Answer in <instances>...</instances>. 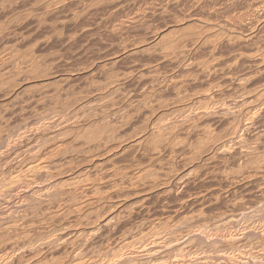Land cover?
Wrapping results in <instances>:
<instances>
[{
    "label": "bare ground",
    "instance_id": "bare-ground-1",
    "mask_svg": "<svg viewBox=\"0 0 264 264\" xmlns=\"http://www.w3.org/2000/svg\"><path fill=\"white\" fill-rule=\"evenodd\" d=\"M87 1H88V3H86L85 0H0V14H1V16L3 15L5 17V21L8 23V25H6L7 24L6 22H4V23L2 21L0 22V38H4V36H5V38H7L9 36L8 35L6 37L7 34H10L9 30L11 28H9V27L11 25L13 28L15 26L19 27L22 25L21 23H15V21L17 20V17H18V22H19V19L24 20L26 17H28V14H25L27 16L23 15V18L25 17L24 19L19 18V16L22 14H20L19 16L16 15L17 16L16 18L13 17L12 14H14V12L16 11L17 8L19 9L17 11H20V8H21V11L22 10L25 11L27 6L25 7V10L22 9V7H20V6H25V5H29V4L31 6L30 7L31 11H39L40 15L43 16V14H45L48 16V17H46V19L45 18L42 19L40 17H37L35 19V22L38 25L44 24L45 22H49V23L51 22L50 26L54 29L55 28L57 29L58 26H60V25L64 26V23H67L66 21H68V22L71 21V22H73V26H72V23H70V22L68 24H71L70 26H72V28H75V30H76V28H78L77 25H79V23L81 22L82 19L84 20V18H82V14L83 15L86 14L84 11L91 10L90 9L91 3H89V0H87ZM99 1L100 0H98V2ZM102 1L103 0H101V2ZM104 1H106V0H104ZM114 1H118V0H114ZM131 1H133V0H131ZM139 1H141V0H139ZM143 1H145V0H143ZM143 1H141V2H143ZM150 1L148 0V2H150ZM157 1H159V0H157ZM157 1L152 0V2H150V4L153 2H154V4H152L151 6H149V4H148V8H150L152 10V12H149L150 14H148L147 11L149 9L147 8L145 10L146 11L145 13H147L146 15L147 16L150 15L151 17H153V16L158 17V19H162V20L165 19L166 21H167V19H170V18H173L174 20L171 21L170 23H167V24H166V21L164 20V23H163L164 25L161 27L160 26L158 27V24L156 23L157 27H158L157 29H154L156 31L152 32V30H151V32L153 33L152 36L150 35V38H148V39L145 38L143 41H141L142 38H140L138 40H135V42L131 43V44L116 43L117 45L120 44L117 46V50L114 52L112 49H110L113 51V53L110 54V56L107 55V57L109 56L108 58H106L108 60L105 62L103 61L104 63L102 65H95L92 62L91 65L88 64L90 66H85L87 64H85L82 61L80 64L83 63L82 65L85 66V67L82 66L84 68V71L87 70V73H86L87 76L85 77V79H84L85 75H82V77L84 80L89 79L88 80L89 83H88V86L86 84H84L86 87H84V85H82V84H81V87L78 86L80 88H82V86H83V89L82 90L80 89L79 92L74 91L75 89L72 86V85H74V83H72V85L69 83V81L71 79H73L69 76L72 72L69 75H66V74H63V72L67 73L66 70H64L62 73L57 72L55 69H54V71H50V72H46V73H44V71H41V73H43L42 78H41L42 82H40V81L39 82L41 83V85H43V88H46L47 86L50 87L54 83L57 84L60 82H65L68 85V87L66 89L67 90L70 89L71 91L74 89L73 92L74 93L76 92V93L75 94L73 93L71 99H69V100L67 98V100L65 101L62 98L65 101L64 104L66 105V109H68V112L66 113L67 118H65V120L63 119V121L65 122L67 120L69 122H66L63 124V121L60 118H58V120L62 121V123L58 122V120L56 119L55 116L56 115L60 116V115H58L57 112L60 111L61 108H60V110L58 109V111H56L55 109L59 108V105H58V107L56 106L57 108H55V109L53 108L56 111V113L55 114L53 113L52 117L49 118L50 120H48L47 124L45 123V125H44L41 123V125H44V128L40 131L41 132L40 135L36 136V139L39 136L38 137L39 139H37V140H38V142L40 141V143L38 144L37 140L35 141L33 139L34 143L38 144V146L35 145L37 148L34 145H31L34 143H32L33 140L32 141L30 140V142H31L30 146H32L30 151L18 150L19 152L18 151L15 152V154L17 156L19 155L18 161L20 160V156H23L22 157L23 158V162H22L23 164L17 165L18 166L17 168L13 167L11 165V160H9L8 159L9 157H8L7 158L8 161H7V159L5 161L7 164L4 162L5 163L4 165H7V166L9 165L8 166L9 169L7 168V170L6 169L3 170L2 168H5L6 166L0 167L2 169V170H0V177H1L0 178V207H1L0 209L4 208V207L2 208V206L9 207L7 204H9L10 201H15V200L19 201L18 204H20V202L21 203L23 202L22 204H24V202H26L25 200H27V204L39 205L38 210L36 208L37 206L35 207L36 209L34 208L35 210L33 208H31L34 211L30 209V211H33L35 214L32 212V213H29V216H30V214H34L36 219H34V216H33V218L30 217L31 219H34V220H28L27 219L28 214H27L26 219L22 218L25 220H23L22 223L20 222L21 224L20 223L16 224V222L14 220L15 217L13 215V214H16V213H13L14 210L10 214L8 213V211H10L11 209L7 211L6 218L5 217L3 218L4 215L2 216V218L0 217V219H3V220H0V264H19L20 261L22 264L23 262L25 263V261L24 260L22 261V259H25L26 261L31 260L30 258L33 257V256L30 257L31 254L30 255L28 254L29 258H27L28 257L27 255H25L27 253L26 252L27 246H32L31 250H32V248H36L35 249L36 252L34 250L33 251H34L36 256L37 255L41 256V258L39 259V264H46L47 263L46 260L48 257L51 258L52 260L54 259V255H56L57 253L55 252V254H54V250H52V246L55 243L53 245L50 244L52 246H49L50 242H48V240H50L51 237L53 238V235L56 233L57 230H54V228L52 229V230H54V233H52L53 235H51L50 238L46 237L48 240L46 238H45L46 240L43 238H40L41 236L38 238L37 237L38 235L36 236L37 238L34 237L35 236L34 234H39V232L41 234V230L37 231V229L38 228L40 229V227L42 229V226L44 225L43 224L41 226L42 223L40 221L42 219L44 221V222L42 221L43 223H46V224L49 223V224H47V225H49L48 228L55 226L56 227L55 229H57V228L61 229V230L59 229V232L57 231L59 233V240L61 242L59 240H57L58 238L56 240L58 242H60V243L57 242V244L64 251V252H62V250H61L62 253H64L66 256H68L67 254H71V258L69 257L70 261L67 259L69 261V264H95V260H96L95 256L94 255L90 256L89 253L91 251H89V250L92 248L93 245L96 244V241H101L100 239H103L104 235L105 236L107 234L114 235L113 233H115V234L121 233L120 236H122V234H123V236L125 235V237L127 234V235H129V237H127V238L124 237L125 239L123 238L124 240L122 241V243L116 242V244L118 243L119 245L118 244L117 245L120 246L119 247L120 251L119 250H118L119 252L117 251L118 254L115 251V253L117 254V258L115 261L114 260L111 261L112 255H110L111 253H114L115 247L113 246L114 250H111V248H110V250L112 252L109 251L111 253L108 254L109 253L108 252L106 255H110L111 259H109V256H106V258L108 257L109 261L108 260H107V262L105 261L106 263H104V264H142L144 261L142 262V260H141V259H143L140 256L141 253L147 252L148 254L146 253L147 254V255L145 254L146 256H148V255L152 256L155 253H157L158 248H161L164 246V245L161 246V243L163 241H160V239L163 238V236L161 238L159 237L160 238L159 240H158V238L157 239L151 238L152 239L151 242L149 241L151 239H149L148 240L149 242H147V237H151V235H149V234H152V233L158 235L162 231H165L162 235H164L166 232H168L169 235H168L167 239L166 238L165 239L168 243H170V245L168 246L167 253L164 256H162L161 258L162 259L165 258L166 260H168L169 262L167 261V263H169V264H264V255L263 254L260 256L259 259L256 258L255 260H252L251 259L252 255L249 256L250 258L247 257L248 259H246V257H242L241 253H240L241 257H239L240 256L239 254L237 255L235 253L236 251H234L233 248L234 249L236 248L235 250H239L241 247L242 248L244 247L243 249H245V246H247V243L249 245V242L245 241L243 239L244 237L243 238H242V236L240 237L238 235V233H237V235H235L236 234L235 232H234L235 234L233 233V235H231V236L228 235V236H230V238L229 237L227 238L226 235H224L227 239H225L223 241H221L223 238L221 240L216 239L219 241V243L223 242L222 245L220 247L218 246V248L216 249V248H214V244L212 243V242H214L213 240H215V239H211V243H210L209 237H208V239H207V237H204L206 235H208V236L212 235L213 232L211 233V230H209L208 228H207V230H209L210 232H208L207 230H204L205 232H208L209 234L211 233L210 235L207 233L204 234L203 232L201 233V230L205 228L203 226L201 227V230H199V229L195 230V232L197 230H199L201 234L199 232L195 233L193 231V229H195L196 226L206 225L208 222L211 221V219L209 220V218H208V217H210L209 214H211V213L208 214V213H205V211L203 212V209H205L203 207L206 205H209L210 203L212 204L213 201L215 203L220 202L221 198L219 197V195H223V194H220L221 192L218 194V192L215 191V193L218 194V196L217 195L215 196L214 195L215 193L210 192L213 189L219 188V190H221V191L224 189V193L226 192V194H227L229 192V195L234 194V199H232L231 202H229L230 200L229 201L227 200L229 202V203L227 202L228 204L226 203V201L223 202L221 199V202H223V204L226 203L225 205H227V207L225 206V208H227V210L224 211V209H225L224 208L223 209L224 212L221 215H219V212L221 209L219 210V212H217L218 210H216L214 214L218 213L217 215H219V216L216 215L217 218L212 216V218L214 217L215 220L212 219V220H214V222L211 223V226H209V228L211 227L210 229H214L215 230L214 232H216V230H217V236H218L219 232L221 231V230L219 231V229L224 230V228H226V230H227V227H232V226L234 227V225H237L238 224L237 222L241 217L243 218V217L250 216L251 214H249V212L253 211L251 209H254V211H253L254 216H255V214H256V216H258V214H259V213H257L259 211V210L257 211V208H259L258 206H261L260 207L261 211L264 210V156H263V153H264V85L263 84L264 83L262 84L260 82V81L264 80V39H263L264 37L262 34L264 31V0H165V1L162 0V2L159 1L160 7L158 6V4H155V2L157 3ZM111 2H113V1H111ZM118 2H119V4H121L120 2H122V0L118 1ZM135 2H136V0H135ZM123 3H124V1H123ZM139 3H138V5L136 4L137 6L134 5L135 4L134 3L133 4L134 7H138ZM125 4H127V3H125ZM128 4H130V2ZM141 4L142 3H140V5ZM146 4L147 3H144V5H146ZM72 5H74V7H76V8H74V9H73V7H72V9L69 8ZM130 5L133 6L132 4H130ZM144 5L142 8L143 9L142 12H144V8H145ZM131 6H130V9H131ZM102 7L104 8V6H102ZM121 7L126 10V8H124L123 5H121ZM96 8H98V7H96ZM114 8H118V6L115 5ZM172 8L180 9L178 11H180L181 15L179 13H176L177 15H172V12L170 11ZM27 9H28V7H27ZM78 9L79 10L81 9L83 11V13L81 14ZM127 9H128V6H127ZM130 9H129V12H130ZM177 9L175 12H178ZM136 10L134 12L137 13L140 9L137 11ZM237 10H240V11H237ZM65 11H67V14L64 15L63 13ZM169 11L171 12V14L170 13L168 14ZM120 12H121V9H120ZM126 12H127V10L124 13H126ZM134 12H132V13H134ZM186 12H188V14ZM25 13H27V10ZM112 13H113L112 16H114V12H112ZM139 13H141V12H139ZM16 14H18V12ZM59 14H63L62 17L63 16L64 17L62 19L58 20V17H60V16H57V15H59ZM115 14H116V12H115ZM121 14H123V13H121ZM121 14H118V15H121ZM129 14L130 13H128V14L126 13V16H127L126 21L124 20L123 22H127V21L131 22L130 21L131 15H129ZM30 15L31 14L29 13V17H30ZM128 15L130 17H128ZM144 15L145 14H143V13H141V15L140 14L138 15V13L135 15V13H134V15L132 14V17L134 16L133 18L135 20L140 21ZM223 15H226V16L232 15V16H230L231 17L230 19L224 18L225 20L224 19L222 20V18L224 17ZM87 16H89V15H87ZM92 16L93 15H91L90 17H92ZM101 16H103V15H101ZM104 16H106L108 18L107 14ZM110 17H111V14H110ZM121 17H122V19L124 18V16H121ZM0 18L2 19L3 17H0ZM55 18H57V19H55ZM93 18H90V19H93ZM118 18H120V16ZM118 18H116L117 21L119 20ZM148 18H147V20H148ZM220 18L222 20V23L224 24L223 28L221 26H220L221 28H219L215 24V26H213L212 28L215 29L217 27L219 29H217L215 31L214 29L211 28V30H213V31H211L210 30L211 26L209 27V25H208L209 23H211L210 21L211 20L212 21L213 20L214 21L219 20ZM52 19H53V22H52ZM122 19L120 18V20H122ZM134 19H132V20H134ZM25 20H28V19H25ZM31 20L32 19H30V21ZM111 20H113V19L110 18V21ZM150 20H152V19H150ZM170 20H168V22ZM117 21H115V22L117 23ZM31 22H33V21H31ZM84 22H86V21H84ZM97 22H99V21H97ZM115 22H114V24L112 22H110V24L112 23L113 24L112 26H114L116 24ZM120 22L121 21H118V23L121 24L120 26H122L124 23L123 22L120 23ZM149 22L152 24L155 23L152 21H149ZM99 23H102V21ZM27 24H29V23H26L25 25H27ZM30 24H34V23H30ZM75 24H77V25H75ZM74 25L77 27H74ZM90 25H91V23H90ZM125 25H126V23H125ZM125 25H123V26H125ZM217 25H220V24H217ZM84 26H86V25L84 24L82 28H80V26H79V28L82 29V31H84L85 30ZM118 26L116 28H119ZM139 26L137 28H139ZM151 26L152 25L150 24V26H147V27L151 28ZM154 26H152V28ZM26 27H28V26H26ZM41 27H43V25ZM131 27H132V29H134L135 25L132 24ZM116 28L114 29V27H113L110 29H113L115 32ZM155 28H156V26H155ZM121 29H123V27ZM142 29L143 30L145 29V31L148 30V29L146 30V28H142ZM34 30L36 31V28H34ZM34 30H32V31H34ZM60 30H63V29H60ZM60 30H58V31L54 30V31L57 33ZM113 30H112V32H113ZM14 31H15V29H14ZM47 31H48V29H47ZM49 31L51 32V31H53V29L51 30V28H50ZM100 31H98V32H100ZM34 32H33V34H34ZM48 32H46L47 36H49V33H50V32L49 33ZM55 32H53V33L51 32L50 34L55 35ZM61 32H64V31H61ZM61 32H59V33L61 34ZM75 32L71 30V35L72 34H74V35L78 34V32L77 33H75ZM123 32L124 31H122V33ZM141 32H143V31L141 30ZM148 32H150V31H148ZM148 32H146V34ZM14 33H16V32H14ZM19 33H17L18 35L14 34V36L23 37L22 36L23 34L20 35ZM97 33L94 34V36H96ZM102 33L103 32H100L101 35H102ZM128 33H130V32H128ZM134 33L135 32H133V34ZM63 34H65V33H63ZM88 34H89V32L87 34L85 33L84 36L82 37V40ZM107 34H108V32H107ZM125 34L128 36L131 33L130 34L125 33ZM147 35H149V33ZM58 36H57V38H60ZM90 36L92 37V35H90ZM98 36H97V38H98ZM108 36L110 37V35H108ZM123 36H125V35H123ZM52 37H54V36L52 35ZM62 37L66 38L65 36H62ZM78 37H80V36H77V38ZM18 38L20 39V37H18ZM40 38H41V36H40ZM85 38H88V37H85ZM97 38H95V39H97ZM19 39H18V41H19ZM21 39L25 40L24 37ZM60 39H62V38H60ZM88 39H85V41L88 42V44H91V43H89V41H87ZM102 39H103V37H102ZM9 40L11 41L10 38H9ZM9 40H8V42H9ZM16 40L17 39H15V41ZM53 40L55 42V38H53ZM64 40L65 39H63V41ZM66 40H65V42H67L69 39L67 41ZM74 40H76V39H74ZM129 40L131 42L132 38ZM49 41H51V40H49ZM83 41H82V43H86L85 41L84 42ZM136 41H137V43H136ZM3 42H1V43H3ZM19 42L17 44H19ZM62 43H64V42H62ZM79 43H81V42H79ZM79 43H77V44H79ZM112 43H114V41ZM71 44H73V43H71ZM88 44L86 43V46ZM72 46H70V47H72ZM96 46L99 47L100 45H96ZM73 47H75V45ZM109 48H113V47L111 46ZM114 48H116V46H114ZM206 48H208V50L210 49V51L206 50ZM76 49L77 48L75 47L74 50H76ZM203 49H204V52H205V50H206V52L207 51L210 52V57L212 60L215 58H217L219 60L220 57L218 58V56H221V55H222V59H224L223 57L226 56L225 57L226 62H224L225 60L224 61L221 60V61H223V63L225 65L228 64V65H226L227 67L221 66L223 63L220 61L218 63L220 65L219 67L212 66L211 62L204 61V60H206L205 59L206 57L203 56V54L201 52L200 53L204 57L203 61H202V57H201V60H200V58L195 57V61H194L193 55L198 54V52L203 50ZM241 49H243L244 51H242ZM74 50H73V52H74ZM87 50H85V51H87ZM103 50H101V52ZM105 50H107V49L105 48ZM239 50L242 52H237ZM30 51H33V49ZM89 51H92V50H88V54L90 53ZM93 51L91 53H93ZM96 52L97 51H95V53ZM103 52L101 54H104L108 51H106L104 53ZM77 53H79L80 54L79 56L81 57L82 53H80V50ZM32 54H31V56L35 57ZM86 54H87V52H86ZM86 54H85V56L83 55L82 57L86 58ZM93 54H92V56H94ZM99 54H100V51H99ZM99 54L97 52V54H95V55L98 56ZM104 55H102V56H104ZM140 55L141 56L145 55L149 59V61L152 62V64L155 63L153 61L161 63L162 65L167 64L168 66L167 65L166 66H167L168 70H166V71H165V66H162L161 64H159L162 67H164L163 68L164 72H167V71L172 72L173 69L178 68L179 70L177 69L178 70L177 72H180V73H179V75H175V73L174 74H168L169 72L167 74H164L163 71H162V73H160V70L159 71L157 70V68H158L157 66H159V65H157L156 67L153 66V68L155 67L156 70H153L151 68L148 70L147 69L145 70V68H144L145 66L143 64H145L146 67L148 65L150 67V65H152V64L150 62L148 64H147V62L142 63V60L140 59L141 58ZM88 56H90V58H91L90 54ZM136 56L137 57L139 56L138 57L139 63H142V65L144 66L143 68H139L138 67L139 63L136 61L135 62L138 63V66L135 67L136 63L133 62L134 61L133 58ZM196 56H199V55H196ZM137 57L134 59L137 60ZM146 57H145V59H146ZM31 58L29 59L30 61H31ZM62 59H64V58H62ZM88 59H89V57H88ZM98 59H99V57H98ZM98 59H96V60H98ZM103 59H105V58H103ZM128 59L133 60V61L130 60L132 62V65L130 64V66L128 67L129 69L127 68V70H126L124 68L125 71H123L124 70L123 69L121 72H119V71L115 72L116 71L115 68H117V65H115V64H117L118 62H121V61L124 62L125 60H128ZM148 59H146V61H148ZM196 59H198L197 60L198 62L196 61ZM36 60L37 59L35 58V62H36ZM99 60H101V59H99ZM199 60L202 62H200ZM212 60H208V61H212ZM37 61H39V60H37ZM86 61H87V58H86ZM231 61H232V63H230ZM239 61H242L243 63H245V65L248 66V70H246V72L244 73L243 76L234 77L235 75L232 76L233 75L232 71L237 67V64ZM8 62L10 63L11 61H8ZM129 62H127V63L125 62V63L128 64ZM212 62L215 63L214 65H217L216 62H214V61H212ZM36 63L34 64V61H33V63L30 65L33 68L34 67L35 68L31 69V66H29L28 71L30 69H31V71L35 70V71H33V73L37 75V73H38L37 71H40L39 67L42 68L44 65H42V67H41L40 66L41 63L38 62L39 65ZM243 63H241V65ZM106 65H115L116 67H114V68L112 67L114 69V71H111V69L109 71H108V69H107V71H105L104 68H106L105 67ZM80 66L81 65H79V67ZM100 66L104 67V68H101ZM171 66L173 67L172 70H171V68H172ZM76 68H73V69H75L74 71H77ZM85 68H86V70H85ZM13 69H14V67H13ZM20 69L22 70V67ZM23 69H24V67H23ZM44 69H46V68H44ZM70 69H71V66H70ZM73 69H71V70H73ZM47 70H48V68H47ZM69 70H67V71L69 72ZM82 70H80V72H82ZM117 70H118V68H117ZM15 71H12V73L14 74ZM31 71H29V72H31ZM16 73H18V71H16ZM16 73H15V75L20 74V73H18V74H16ZM41 73L39 75H41ZM219 73H222V75H224L223 76L225 78L224 85L226 84V86H224L222 83H220L222 85L217 83L218 86H217V88L215 86L216 89H211L213 87H209V88L207 87L206 90H204V91H203V89L200 90L199 88H194V89H196V91H194V93H190V91H188V89L187 90L184 89L187 87H190V88L192 87L191 90L193 92V90H194L193 85H196L195 83H198V82L201 83L202 81H205L206 79H210L212 77L216 78V76H219V75L222 77V75ZM30 74H32V72ZM77 74L79 75V73H77ZM229 74H231V75H229ZM39 75L35 76V79L38 78ZM226 75H229V76H226ZM21 76L18 75L17 78H20ZM96 76L99 77L98 80H97ZM72 77H74V76H72ZM80 77H79V79L77 78V80H81ZM221 77H220V79H221ZM1 78H3V77L1 76ZM100 78L103 80H99ZM224 78L221 79L220 81L222 82V80H224ZM7 79H8L7 84H9V82H11L10 85L14 84V82L16 84V82H17L14 80L12 83V81H9L8 77H7ZM26 79L27 78H23L22 82L19 81L20 83L19 82L17 83L18 85L21 84L20 88L23 91L26 88L31 87V86L28 87L29 85L26 84V81H27ZM216 79H215V81H216ZM5 80H6V78L4 79L3 83L5 82L4 84L6 86L7 81H5ZM33 80H34V78H33ZM53 80H54V83L51 82ZM210 81L208 80V82H210ZM49 82H51L53 84L50 85ZM72 82H77V81L73 80ZM216 82H218V79ZM257 82L261 83L260 86L256 85L257 87L252 88L251 87L252 84L257 83ZM199 83L196 86H198ZM4 84L3 85L0 84V86L1 85L4 86ZM17 84H16V86H18ZM56 84H55V87L51 89L52 94H51V91L49 90L48 93L51 94L50 96L47 94V91H46V93H44V95L47 96L48 99H43V100L46 101V100H49L51 98V101H52V100H54V98L56 99L59 95L63 94V93L60 94V92H62V91L59 92V90H62V88L59 85H58L59 87H57ZM76 84L78 85L79 82ZM60 85H61V83H60ZM7 86L5 89L3 87V90L6 91V89L9 87V86L8 87ZM16 86H14V87H16ZM199 86H201V85H199ZM12 87H13V85H11L10 90L6 92V95L8 94L6 97L10 96V94H12L11 92L18 89V88H15V90H13L14 88L12 89ZM78 87L76 86L75 88H78ZM200 88H202V87H200ZM0 89H2V88H0ZM197 89H199V90H197ZM3 90H0V92ZM11 90H13V91H11ZM18 90H17L16 95H18V92L21 91V90L20 91H18ZM27 90H29V89H27ZM40 91L41 90H39V93H40ZM25 92H26V90H25ZM41 92L43 93V90ZM63 92H64V90H63ZM68 92L70 93V91H68ZM3 93L4 92H2V95H0V96H3ZM21 93L23 94L22 91H21ZM21 93H19L20 97L22 95ZM42 93H40V96H42L41 95ZM65 93H66V91H65ZM70 94H69V96H70ZM4 96H5V93H4ZM22 96H24V95H22ZM26 96L27 95H25L24 97H26ZM37 96H38V93H37ZM67 97H68V95H67ZM13 98L15 101V98H17V96H15V94H14ZM18 98H19V95H18ZM35 98H36V96H35ZM11 99H12V97H11ZM11 99H10V102H13V100H11ZM20 99H18V100L20 101ZM23 99H25V98H23ZM40 100H38V101L40 102ZM0 101H1V98H0ZM3 101H5V100H3ZM21 101H22V99H21ZM25 101H27V99ZM25 101H24V103H25ZM35 101H37V100H35ZM45 101H43V103ZM29 102L31 104L32 101H29ZM37 102L35 103L36 105H37ZM48 102H47V106H49L53 101L50 102V104ZM4 103H7V102L5 101ZM55 103H56V101L53 102L52 104L56 105ZM15 104H16V102L10 106L14 107ZM19 104H20V107L23 106V108L25 109L24 105L26 103L25 104L22 103L23 104L22 105L20 102ZM45 104H46V102H45ZM45 104H43V106H45ZM57 104H58V102H57ZM6 106H8L9 110L13 109V107L10 108V106L7 104H6ZM27 106L30 107L31 105H27ZM3 107H4V105H3ZM15 107H14V109H15ZM4 108H6V107H4ZM8 108H6V109L8 110ZM44 108H46V107H44ZM31 109L35 113L34 106L31 107ZM18 110H20V109H18ZM18 110H16V111L19 113ZM14 111H12V112H14ZM37 111L38 110H36V112ZM55 111H52V112H55ZM63 111H65V110L63 109ZM5 112H6V110H5ZM12 112H11V114H12ZM38 112H39L38 116L40 115L39 117H41V115H42V118H43V112L41 113L40 109ZM46 112H47V110L45 111L44 115L46 117H44V118H47L48 113L46 114ZM48 112L50 114L51 111H48ZM34 113H31L30 115L32 116ZM60 113H63V112L61 111ZM64 113L62 114V116L65 115ZM14 115H16V114H14ZM33 116L36 117L35 115H33ZM4 117H5V115H4ZM65 117H66V115H65ZM37 118L38 117H36V119ZM42 118L41 119L39 118L38 122H39V120H43ZM62 118H64V117H62ZM34 120H35V118H34ZM3 121H4V123L6 122L5 120H3ZM37 124H34L35 127ZM60 124H63V126L58 128L59 127L58 125H60ZM68 125H70V127H68ZM39 126H40V124H39ZM71 126L75 127L74 129L77 128V130L81 129L82 131H84V132H82L83 134L81 135L83 138L82 139L83 142L82 143L80 142L81 143L80 146H82V149H81V147H80V149H81L80 151H78L79 150L78 148H77V150L74 149V148H76L75 146L78 147V145H75L73 148V145L69 146L70 145V142H69L68 146L67 145L66 146L71 147L69 149H71L72 151L74 149V152H76V153L72 152L71 150L69 151V149L66 147L68 149L69 153L71 152L70 154H68L66 156L65 153H68V151H66L67 149H65L63 151L62 144H65V142L63 143V140H64L63 136L66 134V131H71V128H73ZM41 127H43V126H40L39 128L41 129ZM40 129H38V130H40ZM25 131H27V130H25ZM16 132H17V130H16ZM79 132L80 131L78 130V133ZM38 134H39V132H38ZM0 135H3V134H0ZM69 135H71V134H69ZM78 135L79 134H77V136ZM74 136H73L72 141H74V139L78 140L79 136L78 137L76 136L77 138H74ZM1 138H2V136H1ZM31 139H32V137H31ZM80 139H81V137H80ZM0 141H1V139H0ZM26 143H29V142L27 141ZM0 144H1V142H0ZM71 144H73V143H71ZM27 145H25V146H27ZM0 152H1V150H0ZM0 154L5 159V156L2 154V152ZM8 154H9V152L7 153V155ZM15 156L13 155V159ZM17 156L15 157L16 159H17ZM3 157H2V159H3ZM238 160H243L246 163V166H248V164H249L250 165L249 168L251 167L250 169H252V171L251 170L250 171L245 170L248 168L245 166L244 162H241V163H243L242 165H244L245 167H242V165H240V164L239 165L241 166V168H245L244 169L245 171H243L240 168V166H237V167H239L240 170L235 169L236 171H239L237 173L235 172V170L233 168H231L229 166V168L233 169L235 172V173H233V170H231L232 174H230L231 172L229 171L230 170L229 168H228L229 169L228 171H226V169L224 168V170L226 172L223 169H222L223 170L222 171L221 168L218 169L219 165L222 163H228V162L235 163ZM0 163L3 164L2 161H0ZM75 163H77L78 166L77 165L74 166L73 164H75ZM80 165H82L83 168L79 169V170H75V168L78 169L77 167H79ZM224 165L223 166L220 165V167L221 166L224 167ZM225 167H226V165H225ZM179 170H180V172H179ZM219 170H221V171H219ZM227 172H230V173H227ZM66 173L69 175V183H68V179L64 178L65 179L64 181L67 180L66 185L67 184L71 185V187L69 186L70 189L68 188L69 190H66V188L64 189L65 186L63 187V185L65 184V182L56 180L57 178H55V177L62 176L60 174H66ZM68 175H67V178H68ZM191 183H194V184H197V183H199V184H210V185H208V187L204 188L203 190H201V188H199V187H197V189L194 187L193 188L194 190L199 189V191L196 192L193 190L192 194H190V192L188 191L189 194H186V187H188ZM199 184H197V185H199ZM200 187H203V185ZM210 187H211V190H209ZM252 189L256 192V194H255V196H253V195L251 196V197H254L253 200L251 198V201L245 200L247 197H250V196L246 197V195H244L245 197L243 196V198H242V195H240L241 196L240 199L238 197H235L236 194H240V193L243 194V191H241L240 193H237L239 190L251 191ZM191 190H192V188H191ZM71 192L79 193V195L77 194L75 197L79 196V198H81L80 200H78L80 202V203H78V205L81 208V209H78L79 214H80V211L81 210L84 211V208H85L88 210V212H87V210L84 212L85 213L87 212L88 215L92 216L91 214H89V212L95 211V208L97 207L96 205L98 203L104 202V203L108 204L107 205L108 208L106 206L107 209L105 208L103 213L100 212L101 214L96 215L97 221H98L96 226L90 227L92 224L96 223L95 220H91V221H89L91 224H88L90 228H82V227L77 228L78 226H76V227L74 226V228H73V226L72 227H71V225L68 226L66 224V222L62 221V219H64V217H65V216L63 217L62 214H64V212L67 209H69L68 207L65 206L64 208H66V209H64V211H62L63 207L61 210L60 204L56 208H54V210L53 209L49 210L48 208H45L42 206L43 203L45 204L46 200L47 201L53 200L57 197L59 199V198H61L60 196H62L63 194H65V195L69 194L70 195ZM246 192H244V193H246ZM71 194L74 197V195H73L74 193H71ZM39 195H42L43 197H40ZM69 195H68V197L65 196V198L66 197H67L66 199L70 198L71 196H69ZM172 195H174L176 197L173 198L172 200H170V196H172ZM229 195H226L227 199H229L228 198ZM213 196H215V197H213ZM73 197H71V198H73ZM62 198H63V196H62ZM65 198H64V200H65ZM71 198H70V201L68 199L69 202H71V200H72ZM151 198H153V199H151ZM58 199H56V200H58ZM150 199L153 200L152 201L153 203H155L154 200H156L158 202L164 201V204L162 205V208L160 209L161 212L163 211L162 212L163 213L162 218H156L158 216L153 217L152 213L154 212L155 209L153 208L154 210H152L151 204L149 203ZM223 199H225V198L223 197ZM73 201L75 202V204L78 202L77 200H73ZM61 202H62V200H61ZM66 202H64V203L62 202V203L66 205ZM168 202L169 203L173 202L174 205L172 203H171V205H173L172 207L165 205V203H168ZM48 203H50V202L48 201ZM104 203L102 205H104ZM257 203H259V205H257ZM15 204H17V202ZM51 204L52 203H50V205ZM220 204H222V203H220ZM26 205H24V206H26ZM50 205L48 204L49 208H50ZM70 205L72 206V203ZM70 205L68 204L69 207H71ZM78 205H75V206L73 205V207H75V209L79 208ZM190 205L191 206L194 205L195 207L196 206L197 207L201 206V207H200V209H198V211H196V213H193V214H191L192 212L188 213V214H190V217H188V218H187V216H182L183 221H182V219H180L181 221L175 220V218L178 216L180 218H182L180 216L181 212L184 209H186L188 206L190 207ZM99 206H98V208L101 207V206L100 207ZM13 207H16V206H13ZM53 207H55V204L53 205ZM195 207H193V209ZM16 208H18V207H16ZM208 208L210 209V207H208ZM23 209L24 208L20 209V211H23ZM28 209L29 208H27V210ZM100 209L103 210L102 207ZM157 209H159V208H157ZM190 209H191V207L189 208L188 211H190ZM71 210H72V207H71ZM74 210L71 211L70 214H72V212L75 213ZM78 210H77V212H78ZM70 211L68 210V212H70ZM2 212L3 211H1V213ZM26 212H28V211H26ZM26 212H24V213H26ZM84 212H83V215H84ZM141 212H143V213L146 212V214H148L150 216V218H148L145 213L143 215H145L146 218L150 219V221H148L149 225L146 224V225H148L147 231H145L146 230L145 229V230H143V232H142V230L140 232H137V231H135L137 227H135V225L131 226L134 223L133 224L131 223V225H129L130 226L129 227V226H127L126 221L129 222L130 220H128V218L133 216V214H136L137 218L140 217V216H138V213L141 214ZM3 213H6V212H3ZM66 213H67V211H66ZM204 213L207 214V216ZM67 215H68V213H67ZM136 215H134V216H136ZM154 215H156V214L154 213ZM157 215H159V214L157 213ZM17 217L18 216H16L15 219H17V221H18ZM70 217H72V216H69V218ZM84 217H86V216L84 215ZM142 217H144V216H142ZM259 217L260 216H258L257 218H259ZM40 218H42V219H40ZM72 218L75 219L74 217H72ZM72 218H70V219H72ZM146 218L145 219L142 218V219L146 220V222H147L148 219H146ZM254 218H252V219L254 220ZM77 219H75V221L71 220L72 224L74 222L77 223V221H76ZM247 219H245V220L248 221ZM249 219H250V217H249ZM87 220L88 219L86 218V220H84V221L88 222ZM133 220L131 219L132 222H135ZM144 220H142V222H145ZM92 221H95V222L93 223ZM250 221L251 220H249V222ZM254 221H256V220H254ZM254 221H253V223H254ZM263 221H261V222H263ZM76 223H74V224H76ZM78 223H79V221H78ZM244 223H246V222H244ZM63 224L67 225L68 227H65V226L62 227ZM80 224H79V226H81ZM257 224H258V222H257ZM84 225L85 224H83V226ZM88 225H86V227ZM137 225L138 224H136V226ZM238 225H237V227L240 228L241 225L240 226H238ZM247 225L248 224H246L245 228L247 227ZM194 226H195V228H194ZM252 226H253V224H252ZM263 226L261 227L260 222H259V227L263 228ZM138 227H140V226H138ZM144 227H145V225H144ZM144 227H142V228H144ZM192 227H193V229H192ZM199 227L200 226H198V228ZM237 227H236V229H237ZM232 228L228 229V230H231V232L236 231V230H234L235 228L232 231ZM249 228H251V227L249 226ZM253 228L254 227H252V230H254ZM46 229H47V227H46ZM241 230H243L242 226H241ZM263 230H264V228H263ZM42 231H44V234H46L45 233L46 230L42 229ZM260 231H261V229H260ZM238 232H240V231H238ZM58 233L56 235H58ZM85 233L88 234L89 237L87 235L86 237H88V238H86V241L85 242L83 241L84 243H82V244H84V250H80L81 249V248H79L80 245L78 246L76 243V245L79 248V250H77L78 248L76 247V245H74V239H76L78 241V239L81 238L80 235L82 236ZM140 233H141V235H140ZM221 233H220V235H221ZM260 233H261V235L264 234V233L262 234V232H260ZM228 234H231V233H228ZM13 235L20 237L18 239H14V240H18L16 242L17 247H20L21 245L24 246L23 249H22L23 246L20 247V249H22L21 254L19 255V257H17L15 255L17 257L15 259L14 258L11 259V256L6 254V253H8L7 251H9L8 250L9 246H11V244H9L10 243L9 241H11L13 243V241H12ZM49 235H50V232H49ZM32 236H33V238H32ZM109 236L106 238H109ZM115 236H119V234L115 235ZM120 236H119V238H120ZM213 236H215V235H213ZM213 236H211V237H213ZM55 237H57V236H55ZM55 237H54V239H55ZM69 237H71V240H69ZM218 237H220V236H218ZM221 237H223V236L221 235ZM113 238H114V236H113ZM113 238H110V239H113ZM119 238H117V239L119 240ZM199 238H204V241L199 242L198 241ZM263 238H264V235H263ZM20 239H22V240L19 241ZM54 239L53 240L51 239V240L54 242ZM121 239H122V237H121ZM43 240L47 241L48 243L43 241ZM115 240H114V242H115ZM252 240H253V238H252ZM255 240H257V242H258V238ZM104 241L101 242V244H103ZM253 242H254V240H253ZM13 244H12V247H10V248L14 247ZM57 244L54 245L55 247L53 249H55V248L57 249V247H58ZM148 244H151V245H148ZM34 245H35V247H34ZM105 245L107 247V244H105ZM111 245H112V243H111ZM111 245L109 242L108 247H110ZM217 245H219V244H216V246ZM135 246L141 247L142 249H139V250H141L143 252H141L140 254L135 252L136 251V249L134 251ZM95 247H96V245H95ZM132 247H134V248H132ZM212 247L214 248V250ZM247 247H246L245 251H248L247 252L248 254L245 256L249 255V249H251L249 247H252V246H249L248 250H247ZM28 248H30V247H28ZM60 248L58 247V249H60ZM96 248H98V246ZM124 248H126V249L132 248V249H130L132 252H129V251H127L128 253H125L126 251L122 252L123 251L122 249H124ZM164 248H165V246H164ZM227 248L229 250H232V251L229 253L228 252H226V253L222 252L221 253L220 250H222V249L227 250ZM20 249H19V251H20ZM104 249H106V248H104ZM116 249H118L117 246H116ZM15 251L18 252L17 255L20 253L18 250H15ZM15 251L13 252L14 254H16ZM57 251H59V250H57ZM212 251H214L215 254ZM29 252H31V251H29ZM61 252L59 254H62ZM164 252H166V251H164ZM211 252L213 254L212 256H211ZM257 252L260 254V251H257ZM259 254L257 255V253H256L257 256H254V257H259ZM115 255H113V256H115ZM8 256H10V258H8ZM13 257H14V255H13ZM56 258H57V255H56ZM58 258L60 260V256ZM62 259L64 260L65 258H62ZM154 259L152 260V262L154 261ZM158 259H160V258L158 257ZM158 259H157V262H158ZM165 259H164V262H166ZM50 260H49V262L51 263L52 261H50ZM161 260H159V261L162 264L163 261L161 262ZM250 260H252V261H250ZM56 261H58V260H56ZM150 262H151V260H150ZM150 262H148V264ZM52 263H54V261ZM160 263L158 262V264H160ZM31 264H32V262H31ZM35 264H37V263H35Z\"/></svg>",
    "mask_w": 264,
    "mask_h": 264
},
{
    "label": "rangeland",
    "instance_id": "rangeland-1",
    "mask_svg": "<svg viewBox=\"0 0 264 264\" xmlns=\"http://www.w3.org/2000/svg\"><path fill=\"white\" fill-rule=\"evenodd\" d=\"M93 1H94V2H93ZM103 1H104V0H103ZM103 1L101 2V0H100V1L98 2V0H89V3H91V5H90V7H91L90 9H91V10H89V11H84V12L86 13V14L84 13L86 16L82 14L83 11H82L81 9H80V10H81L82 12L78 9L79 12L82 14V18H84V20L82 19L83 21L81 20V22L79 23V25L75 24V25L78 26V28H76V30H75V28H72V26H73V22L69 21L70 23H72V26H70L71 24H68L69 22L66 21L67 23H64V26H65V27H64L63 25H60V26H58L59 29L57 28L58 30L63 29V30H60V31H59V32L64 31V32H61V34H60L59 32H57V33L55 32V31H58V30H57L56 28L54 29V28H52V27L50 26V23H51V22H50V23H49V22H45L44 24L38 25V24L35 22V19H36L37 17H40V18H42V19H44V18L46 19V17H48V16L45 15V14H43V16L40 15L39 11H31V10H30V7H31L30 4H29V5H25V6H20V7H22V9H24V10H25V7L27 6V7H28V9H27V7H26L27 13H25L26 10H25V11H23V10L21 11V8H20V11H17V10H19V9L17 8L16 11L18 12V14H16V13H17L16 11L14 12L15 15L12 14L13 17H15V18H16L17 16H19L20 14H22V15H20L19 18H23V15L28 14V17H26V18L24 17L25 19H28V20H25V19L23 18L24 20L19 19V22H18V17H17V20L15 19V20H16L15 23H21L22 25L19 26V27L15 26L16 28H15V27L13 28L12 25H11V26L9 27V28H11V29L9 30V31H10V34H7L6 37H7L8 35H9V36H8L7 38H5V36H4V38H0V71H1V72H0V73H1V74H0V81H1L0 84L3 85V84L5 83V82L3 83L4 79L6 78L5 81L8 80L7 77L9 78V81H12V83H13L14 80L17 81L16 84H17L19 81L22 82L23 78H27V79H26V80H27V81H26V84L29 85L28 87H30V86H31V87H30V88H26V89H25L26 92H25V90L23 91V90L20 88L21 84H20V85L17 84V85L19 86V87H18V86H16V84H15V82H14L15 85H14V84H11V85H13L12 89L14 88L13 90H15V88H18L19 90H18V89H17V90H18V91L21 90V91L23 92V94L21 93V91L18 92V95H19V98H18V95H16V94H17V90H15V91L11 90V91H13V92H11L12 94H10V96L12 97V99H11L10 96H8L9 98L6 97V96L8 95V94L6 95V92L10 90V86H11L10 83H11V82H9V84H7L8 81L6 82V86H7V85L9 86V87L7 86L8 88L6 89V91L3 90V87H4V89L6 88L5 84H4V86L1 85L2 87L0 86V88H2V89H0V90H3V91L0 92V95H2V92L5 93V96H4V93H3V96H0V98H1V101H0V103H1V104H0V131H1V132H0V134H3V135H0V139H1V141H0V142H1V144H0V150H1L2 154L5 156V159H4V157L0 154V155L3 157V159H2V157L0 156V161L3 162V164L0 163V165H1L0 167H4V166H6L5 168H2L3 170H5V169L7 170L8 166H9V165H8V166H7V165H4V164L6 163L5 161H6V159H7L8 157H9L8 159L11 160V165H12L13 167H16V168H17V167H18L17 165H22V164H23V163H22V162H23V158H22L23 156H20V160H21V159H22V160H21V161H20V160L18 161V159H19V155L17 156V155L15 154V152H17L18 150H21V151H30V149H31V147H32V146H30V144H31L30 140L32 141V140L34 139V140L36 141L37 139H39V138H38L39 136L37 137V139H36V136H37V135H40V133H41L40 131L44 128L45 123L47 124L48 120H50L49 118L52 117L53 113L55 114L56 111H58V109L60 110V108H61V110L57 112L58 115H60V116H57V115H56V116L54 115V116L56 117L57 120H58V118H60V119H62V121H63V119L65 120V118H67V114H66V113L68 112V109H66V105L64 104L65 101L67 100V98H68V100L71 99L72 94L74 93V92H73L74 89H75L74 91H76V92L78 91V92H79L80 89H81V90L83 89V86H82V88H80V87H81V84H82V85L86 84V85L88 86V83H89V82H88L89 79L84 80L85 77L87 76V75H86V73H87L86 68H87V67L85 68L86 71H84V68L82 67V66H84V65H82L83 63L80 64L82 61H83L85 64H87V65H85V66H90L92 62H93L95 65H102L105 61L108 60V59H106V58H108V57L110 56V54L113 53V51L115 52V51L117 50V46H118V45H120V44H122V43L131 44V43H134L135 40H138V39H140V38H142L141 41H143L145 38L148 39V38H150V35L152 36V34H153L152 32H153V31H156V30H154V29H157L159 26L161 27V26L164 25L163 23H164V20H165V19L162 20V19H158V17H154V16L151 17L150 15L147 16V15H146L147 13H145V12H146L145 10L148 8V4H149V6H151L152 4H154V2L150 4V2H152V0H151V1L149 0L150 2H148V0H145V1L141 0V1H143V2H141V1L138 0V1H139L140 3H142L143 5H144V3H147V4H146L147 6L144 5V7H145V8H144V12H142V10H143V9H142V8H143V5H142V4L140 5V3H139L137 0H136L137 3L135 2V0H133V1H131V0H127V1H126V0H122V2H120L121 4H119V2H118V1H121V0H118V1H114V0H106V1H104V2H103ZM111 1H113V2H111ZM123 1H124V3H123ZM154 1H157V0H154ZM159 1L162 2V0H159ZM159 1H157V3L155 2V4H158V6L160 7V5H159L160 2H159ZM164 1H165V0H164ZM164 1H163V2H164ZM85 2L88 3L87 0H85ZM92 2H93V3H92ZM107 2H108V3H107ZM129 2H130V4H132V5H133L134 3H135L134 5H136V4L138 5V3H139V6H138L139 8H138V7H134V5L131 6L130 4H128ZM158 2H159V3H158ZM109 3H110V4H109ZM122 3H123V4H122ZM125 3H127V4H125ZM93 4H94V5H93ZM118 4H119L120 6H119ZM115 5H117L118 8H114ZM121 5H123V7L126 8V10H127L126 13H127V14L130 13L129 15H131V17H130L129 15H128V17L131 18V20H130V19H129V20H130L132 23L129 22V21H127V22H123L124 20L126 21V17H127V16H126V13H124L126 10L123 9V8L121 7ZM137 5H136V6H137ZM102 6H104V8H103ZM105 6H106V7H105ZM110 6H111V7L113 6V7L111 8ZM125 6H126V7H125ZM127 6H128V9H127ZM130 6H131V9H130ZM156 6H157V5H156ZM158 6H157V7H158ZM72 7H73V9L76 8V7H74V5H72V6L69 7V8L72 9ZM96 7H98V8H96ZM109 7H110V8H109ZM119 7H120V8H119ZM140 7H141V8H140ZM157 7H156V8H157ZM113 8H114V9H113ZM110 9H111V10H110ZM120 9H121V12H120ZM129 9H130V12H129ZM136 9H137V10L140 9V10L137 12L138 15H139V14L141 15V13H143V14H145V15L143 16V18H144V17H145V18H146V17H147V18L149 17L148 20H147V18H146V19H145V18H144V19L141 18L140 21H139V20H135V19L133 18L134 16L132 17V14H133V15H134V13H135V15L137 14L136 12H134ZM148 9H149V10H148L147 12H148V14H150L149 12H152V10H151L150 8H148ZM173 9H174V10H173ZM176 9H177V8H172V9L170 10V11L172 12V15H177L176 13H179V14H180V11H178V10H180V9H177L178 12H175ZM137 10H136V11H137ZM150 10H151V11H150ZM156 10H157V9H156ZM240 10H241V9H240ZM240 10H237V11H240ZM131 11L134 12V13H132ZM170 11L168 12V14H169V13L171 14ZM181 11H182V10H181ZM112 12H114V16H115V17L112 16V14H113ZM115 12H116V14H115ZM139 12H141V13H139ZM173 12H174V13H173ZM184 12H185V11H184ZM29 13H30L32 16L30 15V17H29ZM121 13H123V14H121ZM186 13L188 14V12H186ZM186 13H185V14H186ZM63 14H64V15L67 14V11H65ZM63 14H59V15H57V16H60V17H61V18L58 17V20H59V19H62V18L64 17V16L62 17ZM106 14H107L108 18H107L106 16H104V15H106ZM108 14H109V15H108ZM110 14H111V17H110ZM118 14H121V15H118ZM232 14H233V13H232ZM16 15H17V16H16ZM87 15H89V16H87ZM91 15H93V16L90 17ZM101 15H103V16H101ZM180 15H181V14H180ZM25 16H27V15H25ZM119 16H120L121 19H122L121 16H124V18H123L122 20H120V18H118ZM223 16H224L223 18L221 17L222 20H223L224 18H225V19H226V18H229V19H230V18H231L230 16H232V15H230V16L223 15ZM0 17H3L2 19L0 18V22H1V21H2L3 23L6 22V21H5V17H4L3 15L1 16V14H0ZM31 17H32V18H31ZM93 17H94V18H93ZM109 17L112 18L114 21H113V20L110 21V18H109ZM90 18H93V19H90ZM116 18L119 19L118 21H121L120 23L123 22V23H124L123 25H125V23H126V25H125V26H123V25L120 26L121 24L118 23V21H117ZM221 18H220L219 20H215V21H214V20H213V21H212V20H211V21L209 20V21L211 22V23L208 24L209 27L211 26V27H210V30H211V28H212L213 26H215V24H216L217 27H219V28L222 27V28H223V25H224V24L222 23ZM30 19H32L31 21H33V22H31ZM55 19H57V18H55ZM64 19H65V18H64ZM87 19H88L89 21H88ZM95 19H96V20H95ZM104 19H105V20H104ZM132 19H134V20H132ZM150 19H152V20H150ZM170 19H171V20H170ZM170 19H167V21L165 20V21H166V24H167V23H170L171 21L174 20L173 18H170ZM225 19H224V20H225ZM103 20H104V21H103ZM108 20H109V21H108ZM127 20H128V19H127ZM168 20H170V21L168 22ZM48 21H49V20H48ZM84 21H86V22H84ZM97 21H99V22L102 21V23H99V22H97ZM107 21H108V22H107ZM115 21H117V23H116ZM137 21H138V22H137ZM149 21H152V22H155V23L152 24V23H150ZM52 22H53V19H52ZM89 22L91 23V25H90ZM110 22H112L113 24H114V22H115L116 24H115L114 26H112L113 24H112V23L110 24ZM128 22H129L131 25H132V24L135 25V27H134L135 30L132 29L131 25H130ZM148 22H149L152 26L155 25L156 28H155V26H154L153 28H152V26H151V28H150V27H147V26H150V24H149ZM213 22H214V23H213ZM6 23H7V22H6ZM24 23H25V24H26V23H29V24H30V23H34V24H30V25L27 24V25H25ZM46 23H47V24H46ZM48 23H49V24H48ZM156 23L158 24V27H157V24H156ZM84 24L86 25V26H84V27H85V30L82 31V29H80V28H82ZM109 24H110V25H109ZM217 24H220V25H217ZM6 25H8V23H7ZM24 25H25V26H24ZM42 25H43V27H41ZM68 25H69V26H68ZM75 25H74V27H77V26H75ZM116 25H117V26L119 25V26H118L119 28H116V27H117ZM129 25H130V26H129ZM139 25H140V26H139ZM141 25H142V26H141ZM26 26H28V27H26ZM35 26H36V27H35ZM79 26H80V28H79ZM109 26H110V27H109ZM111 26H112V27H111ZM138 26H139V28H137ZM145 26H146V27H145ZM220 26H221V27H220ZM66 27H67V28H66ZM69 27H70V28H69ZM93 27H94V28H93ZM106 27H107V28H106ZM113 27H114V29L116 28L117 31L115 30V32H114L113 29H110V28H113ZM122 27H123V29H121ZM130 27H131V28H130ZM217 27H216L215 29H214V28H212V29H214V30L216 31L217 29H219V28H217ZM12 28H13V29H12ZM32 28H33V29H32ZM34 28H36V31L34 30ZM50 28H51V30L53 29V31H51L52 33L55 32V35L52 34L54 37H52V35L50 34V33H51V32L49 31ZM124 28H125L126 30H125ZM136 28H137L138 30H137ZM142 28H146V30H147V29H148V30L145 31V29L143 30ZM149 28H150V29H149ZM14 29H15V31H14ZM47 29H48V31H49L50 33L47 31ZM108 29H109V30H108ZM32 30H34L35 32L32 31ZM44 30H45L46 32L49 33V36H50V37L46 35L47 33H46ZM54 30H55V31H54ZM71 30L74 31V32L76 31L75 33L78 32V34H76V35H77V36H80L81 38H80V37L77 38V36L74 35V34L71 35ZM100 30H101V31H100ZM102 30H103V31H102ZM112 30H113V32H112ZM128 30H129V31H128ZM141 30H142L143 32H141ZM151 30H152V32H151ZM9 31H8V32H9ZM30 31H31V32H30ZM85 31H86V32H85ZM98 31L103 32L102 35H101L100 32H98ZM122 31H124V32L122 33ZM126 31H127V32H126ZM148 31H150V32H148ZM211 31H213V30H211ZM14 32H16V33H14ZM19 32H20V33H19ZM33 32H34V34H33ZM88 32H89V34L86 35L85 37H88V38L90 37V38L88 39V38H85V37H84L83 40L85 41V39H88L87 41H89V43H91V44H88V42L85 41V42L88 44V45L86 46V43H82V41H83V40H82V37L84 36L85 33L87 34ZM97 32H98V33H97ZM105 32H106V33H105ZM107 32H108V34H107ZM128 32H130L131 34L128 33ZM133 32H135V33L133 34ZM139 32H140L141 34H140ZM146 32H148L149 35H147L148 33L146 34ZM17 33H19L20 35L23 34L22 36L24 37L25 40L21 39V38H23V37H21V36H14V34H17ZM58 33H59L60 35H59ZM63 33H65V34H63ZM72 33H73V32H72ZM79 33H80V34H79ZM96 33H97V35L94 36V34H96ZM125 33L130 34V35L127 36ZM142 33H143V34H142ZM150 33H151V34H150ZM66 34H67L68 36H67ZM103 34H104V35H103ZM122 34L125 35V36H123ZM132 34H133V35H132ZM138 34H139V35H138ZM145 34H146V35H145ZM262 34H263V37H264V31H263ZM17 35H18V34H17ZM58 35H59V36H58ZM90 35H92V37H91ZM98 35H99V36H98ZM108 35H110V37H109ZM40 36H41V38H40ZM57 36L60 37V38H62V39L57 38ZM62 36H65V37L67 36V37L64 38V37H62ZM75 36H76V37H75ZM97 36H98V38H97ZM101 36L103 37V39H102ZM107 36H108V37H107ZM118 36H119V37H118ZM138 36H139V37H138ZM140 36H141V37H140ZM148 36H149V37H148ZM12 37H13V38H12ZM16 37H17V38H16ZM18 37H20L21 40H20ZM28 37H29V38H28ZM51 37H52V38H51ZM69 37H70L71 39H70ZM99 37H100V38H99ZM127 37H128V38H127ZM130 37L132 38L131 42H130V40H129V39H131ZM9 38L11 39V41L9 40ZM50 38H51V39H50ZM53 38H55V42H54ZM79 38H80V39H79ZM95 38H97V39H95ZM123 38H124L125 40H124ZM126 38H127V39H126ZM15 39H17V40L15 41ZM18 39H19V41H20L21 43L18 41ZM26 39H27V40H26ZM59 39H60V40H59ZM63 39H65V40H66V39H67V40L69 39V40H68V41L66 40L67 42H65V40L63 41ZM74 39H76V40H74ZM263 39H264V38H263ZM6 40H7V41H6ZM8 40H9V42H8ZM13 40H14V41H13ZM36 40H37V41H36ZM49 40H51V41H49ZM52 40H53V41H52ZM58 40H59V41H58ZM71 40H72V41H71ZM119 40H120V41H119ZM128 40H129V41H128ZM3 41H4V42H3ZM5 41H6V42H5ZM24 41H25V42H24ZM29 41H30V42H29ZM35 41H36V42H35ZM70 41H71V42H70ZM84 41H83V42H84ZM90 41H91V42H90ZM113 41H114V43H112ZM118 41H119V42H118ZM139 41H140V40H139ZM1 42H3V43H1ZM18 42H19V44H17ZM27 42H28V43H27ZM62 42H64V43H62ZM79 42H81V43H79ZM25 43H26V44H25ZM49 43H50V44H49ZM71 43H73V44H71ZM77 43H79V44H77ZM109 43H110V44H109ZM116 43H120V44L117 45ZM136 43H137V41H136ZM2 44H3V45H2ZM59 44H60V45H59ZM70 44H71V45H70ZM111 44H112V45H111ZM113 44H114V45H113ZM115 44H116V45H115ZM7 45H8V46H7ZM72 45H73V46L75 45V47H76L78 50H77V49L74 50L75 47H73ZM96 45H100V46L97 47ZM110 45H111L113 48H114V46H116V48H114V49H113V48H109V47H111ZM68 46H69V47H68ZM70 46H72V47H70ZM83 46H84L85 48H84ZM102 47H103V48H102ZM65 48H66V49H65ZM92 48H93V49H92ZM105 48H106L107 50H105ZM32 49H33V51H30V50H32ZM72 49L74 50V52H73ZM87 49H88V50H92V51L94 50V51H93L94 54L91 53L92 51H89V52H90L89 54L91 55V58H90V56H88L89 54H88V50H87ZM103 49H104V50H103ZM110 49H112L113 51L110 50ZM204 49H205V48H204ZM204 49L201 50V51H199L198 54L193 55V60H194V61H195V57H196V58H197V57L200 58V60H201V57H202V61H203V58H204L203 56H205V57H206V58H205L206 60H204V61L211 62V63H212L211 65H212V66H215V67H219V66H220V65L218 64L219 61L223 63V61L225 60L224 62H226V59H225L226 56H224V57H223L224 59H222V55H221V56H218V58L220 57L221 59L219 58V60H218L217 58H215L216 60H215V59L212 60L211 57H210V52H208V51H210V49L208 50V48H206V50H208L207 52H206V50H205V52H204ZM79 50H80V53H82V54H81V57L79 56L80 54L77 53ZM85 50H87V51H85ZM101 50H103L104 52L108 51V52H106V53H104V52L102 51L106 56H105L104 54H101V53H102ZM241 50L244 51L243 49H241ZM68 51H69V52H68ZM95 51H97L98 54H99V51H100V54H99L98 56H96L95 54H97V52L95 53ZM242 51L239 50V51H237V52H242ZM86 52H87V54H86ZM200 52L203 54V56H202V54H201ZM203 52H204V53H203ZM30 53H31V54L33 53L32 55H34L35 57L31 56ZM72 53H73V54H72ZM76 53H77V54H76ZM108 53H109V54H108ZM208 53H209V54H208ZM68 54H69V55H68ZM85 54H86L87 61H86V58H85V57H82L83 55L85 56ZM92 54H93L94 56H92ZM204 54H205V55H204ZM67 55H68V56H67ZM100 55H101V56H100ZM102 55H104V56H102ZM107 55H109V56L107 57ZM196 55H199V56H196ZM200 55H201V56H200ZM5 56H6V57H5ZM65 56H66L67 58H66ZM95 56H96V57H95ZM140 56H141V55H140ZM144 56H145V55H142L140 59L142 60V63H146V62H147V64H148L150 61H149V59L145 56L146 59H148V61H146V59H145ZM207 56H208V57H207ZM10 57H11V58H10ZM31 57H32V58H31ZM88 57H89L90 60L88 59ZM98 57H99V59H101V60H99ZM136 57H137V56H136ZM136 57H134V58H136ZM138 57H139V56H138ZM138 57H137V60L133 58L134 61H133L132 59H128V60H125L124 62H122V61H121V62H118L117 64H115V65H117V68H118V70H117V68H115V69H116L115 72H117V71L121 72L124 68L127 70V68L130 66V64L132 65V62H131V61H133V62L136 61V62L139 63V58H138ZM143 57H144V58H143ZM30 58H31V61L29 60ZM35 58H36L37 60H39V61L36 60L37 63L35 62ZM62 58H64V59H62ZM103 58H105L106 60L103 59ZM208 58H209V59H208ZM91 59H92V60H91ZM96 59H98V60H96ZM143 59H144L145 61H144ZM32 60L34 61V64L36 63V64L39 65V63H41V64H40L41 67H42V65H44L42 68L39 67V70H40V71H37V72H38L37 75L33 73V71H35V70L31 71V69L33 68V67L30 65V64L33 63ZM56 60H57V61H56ZM58 60H59V61H58ZM84 60H85L86 62H85ZM130 60H131V61H130ZM197 60H198V59H196V61H197ZM200 60H199V61H200ZM208 60H212V61L216 62L217 65H214L215 63H213L212 61H208ZM221 60H223V61H221ZM8 61H11V62L9 63ZM40 61H41V62H40ZM76 61H77V62H76ZM96 61H97V62H96ZM103 61H104V62H103ZM129 61H130L131 63H130ZM202 61H200V62H202ZM14 62H15V63H14ZM31 62H32V63H31ZM38 62H39V63H38ZM75 62H76V63H75ZM101 62H102V63H101ZM125 62H126V63L129 62V63L126 64ZM136 62H135V63H136ZM153 62H155V63L152 64V62H150L152 65H150V67H149V65H148V66H147L148 68L146 67L145 64H143V65L145 66V67H144V66L142 65V63H139V66H138V63H136L135 67H137V66H138L139 68H143V67H144L145 70H146V69L148 70V69H150V68L153 69V70H156L155 67H156L157 65L161 64V63H158V62H156V61H153ZM197 62H198V61H197ZM7 63H8V64H7ZM78 63H79V64H78ZM123 63H124V64H123ZM135 63H134V64H135ZM157 63H158V64H157ZM230 63H232V61H231ZM241 63H243V62H242V61H239V62H238L237 67L232 71V72H233V75H232V76H234V75H235L234 77L243 76L244 73L246 72V70H248V66H246L245 63H243V64L241 65ZM88 64H90V65H88ZM125 64H126V65H125ZM155 64H156V65H155ZM239 64H240V65H239ZM10 65H11V66H10ZM46 65H47V66H46ZM51 65H52V66H51ZM62 65H63V66H62ZM66 65H67V66H66ZM68 65H69V66H68ZM79 65H81V66L79 67ZM115 65H106V66H105L106 68L101 67V66H100V67H101V68H104L105 71H107V69H108V71H109L110 69H111V71H114L113 68L116 67ZM121 65H122V66H121ZM161 65H162V64H161ZM161 65L157 66V67H158L157 70H158V71L160 70V73H162L163 68H164V67H162V66H165V71L168 70V69H167V66H168L167 64H163L162 66H161ZM166 65H167V66H166ZM226 65H228V64H226ZM226 65L223 63L221 66H225V67H227ZM29 66H31V69H30L29 71H31L32 74H30L31 72L28 71V69H29L28 67H29ZM36 66H37V65H36ZM45 66H46V67H45ZM53 66H54V67H53ZM70 66H71V69L76 68V67L78 66V67H77L78 69L76 68L77 71H74L75 69L71 70V69H70ZM73 66H74V67H73ZM85 66H84V67H85ZM119 66H120V67H119ZM124 66H125V67H124ZM140 66H141V67H140ZM153 66H155V67L153 68ZM1 67H2V68H1ZM13 67H14V69H13ZM21 67H22V70L20 69ZM23 67H24V69H23ZM37 67H38V66H37ZM72 67H73V68H72ZM112 67H113V68H112ZM159 67H160V68H159ZM169 67H170V66H169ZM171 67H172V66H171ZM11 68H12V69H11ZM26 68H27V69H26ZM34 68H35V67H34ZM34 68H33V69H34ZM44 68H46V69H44ZM47 68H48V70H47ZM52 68H53V69H52ZM54 69H55L57 72H59V73H62L64 70H66L67 73L63 72V74H66V75H69V74L72 72L73 74L71 73L69 76H70L71 78H73V79H71V80L69 81V83H70L71 85H72V83H74V85H75L76 83L79 82V84H78V85L76 84L75 86L72 85V86L74 87V89L71 91L70 89H69V90L66 89V88L68 87L67 83H65V82H60V83H61V85H60V83H57V84L54 83V80H53V81H51V82H53L54 84L51 83V82H49V83H50V85L53 84L54 86L52 85V86H50V87L47 86L46 88H43V85H41V83H40V82H42V81H41V78H42V74H43V73H41V71H44V73H46V72L54 71ZM69 69H70V70H69ZM82 69H83V70H82ZM125 69H124L123 71H125ZM128 69H129V68H128ZM172 69H173V67L171 68V70H172ZM175 69H176V70H175ZM175 69H173L172 72H171V71H167V72H164V71H163V72H164V74H167V73L169 72L168 74H174V73H175V75H179L180 72H177L179 69H178V68H175ZM177 69H178V70H177ZM15 70L18 71V73H20L22 76H21L20 74L16 73ZM24 70H25V71H24ZM46 70H47V71H46ZM67 70H69V72H68ZM80 70H82V72H80ZM169 70H170V69H169ZM12 71H15L14 74L12 73ZM60 71H61V72H60ZM73 71H74L75 73H74ZM236 71H237V72H236ZM243 71H244V72H243ZM3 72H4V73H3ZM76 72L79 73V75H78ZM234 72H235V73H234ZM238 72H239V73H238ZM15 73L18 74L19 76H21L22 78H21V77H20V78H17L18 75H15ZM35 73H36V72H35ZM40 73H41V75H39ZM81 73H82V74H81ZM83 73H84V74H83ZM177 73H178V74H177ZM3 74H4V75H3ZM28 74H29V75H28ZM219 74L222 75V73H219ZM219 74H218V75H219ZM38 75H39L40 78L38 77V78L35 79V76H38ZM75 75H76V76H75ZM77 75H78V76H77ZM82 75H85V76H84V79H83ZM229 75H231V74H229ZM229 75H226V76H229ZM1 76H2L4 79L1 78ZM6 76H7V77H6ZM72 76H74L75 78L72 77ZM80 76H81V77H80ZM223 76H224V75H222V77H221L220 75H219V76H216V78L218 79V82H216L217 79H216L215 77H212V78H210V79H206L207 81H206V80H205V81H202V82H201L202 84L198 82L199 85H201V86H199V85L196 86L198 83H195L196 85H193V89H194V88H199L200 90L203 89V91L206 90L207 87H208V88H209V87H213V88H211V89H216L217 86H218L217 83H218V84L222 83V84L224 85V83H225V82H224V81H225V78H224ZM79 77H80L81 80H77V78L79 79ZM220 77H221V79L224 78V80H222V82L220 81V80H221ZM33 78H34V80H33ZM96 78H97V80H98L99 77L96 76ZM2 79H3V80H2ZM10 79H11V80H10ZM82 79H83L85 82H84ZM215 79H216V81H215ZM36 80H37V81H36ZM73 80H74V81H77V82H72ZM99 80H103V79L100 78ZM208 80H209V81L211 80V81L208 82ZM28 81H29V82H28ZM34 81H35V82H34ZM39 81H40V82H39ZM86 81H87V82H86ZM20 82H19V83H20ZM33 82H34V83H33ZM260 82L263 84V83H264V80H262V81H260ZM39 83H40V84H39ZM62 83H63V84H62ZM261 83H259V82L254 83V84H252L251 87H252V88H255V87H257L256 85L260 86ZM26 84H25V85H26ZM55 84L57 85V87L60 86V87L62 88V90H59V92L62 91V92H60V94H61V93H63V94L59 95L56 99L54 98V100L56 101V103H55L56 105H53L52 103L55 102V101L52 100V101H53V102H52V101H51V98L49 99L50 101H49V100H46V101H45V100H43V99H48V97L45 96L44 93H46V91H47V94L50 96V95L52 94V90H51V89L55 87ZM222 84H220V85H222ZM33 85H34V86H33ZM58 85H59V86H58ZM263 85H264V84H263ZM14 86H16V87H14ZM32 86H33V87H32ZM40 86H41V87H40ZM62 86H63L65 89H64ZM76 86H77V87L80 86V87H78L79 89H78V88H75ZM215 86H216V88H215ZM224 86H226V84H225ZM227 86H228V85H227ZM48 87H49V88H48ZM84 87H86V86L84 85ZM200 87H202V88H200ZM191 88H192V87H191ZM191 88H190V87H187V88H184V89H185V90L188 89V91H190V93H194V91H196V89H194L193 92H192ZM204 88H205V89H204ZM226 88H227V87H226ZM27 89H29V90H27ZM46 89H47V90H46ZM77 89H78V90H77ZM199 89H197V90H199ZM39 90H41V91L43 90V93L40 91V93H42V94H41L42 96H40ZM49 90L51 91V94L48 93ZM63 90H64V92H63ZM44 91H45V92H44ZM65 91H66V93H67L68 91H70L71 94H70L69 92L66 94ZM76 92H75V93H76ZM19 93H21V94L24 95V96H25V95H27V96L24 97V96L21 95V97H20V94H19ZM35 93H36V94H35ZM37 93H38V96H37ZM75 93H74V94H75ZM14 94H15V96H17V98H15V101H14V98H13ZM65 94H66V95H65ZM69 94H70V96H69ZM34 95L36 96V98H35ZM67 95H68V97H67ZM32 96H33V97H32ZM44 96H45L46 98H45ZM61 96H62V97H61ZM40 97H41L42 99H41ZM43 97H44V98H43ZM20 98L22 99V101H21ZM23 98H25V99H23ZM34 98H35V99H34ZM62 98H63L65 101H64ZM10 99L13 100V102H10ZM18 99H20V101H19ZM26 99H27V101H25ZM40 99H41V100H40ZM61 99H62V100H61ZM3 100H5L7 103H4L5 101H3ZM16 100H17L19 103L21 102V104H22V103H23V104L26 103V104L24 105L25 109L23 108V106L20 107V104H19ZM35 100H37V101L40 100V102H39V101L37 102V101H35ZM42 100L45 101L46 104H45V102L43 103ZM2 101H3V102H2ZM24 101H25V103H24ZM29 101H32L31 104H30ZM48 101H49V102H48ZM61 101H62V102H61ZM63 101H64V102H63ZM171 101H172V100H171ZM15 102H16V104L14 105V107H15V106H16V107H15V109H14V107H13V106H10V105H13V103H15ZM36 102H37V105L35 104ZM47 102H48L49 104H50V102H52L51 104H52L53 106H52L51 104H50V105L48 104L49 106H47ZM57 102H58V104H57ZM2 103H3V104H2ZM6 104L9 105L10 108L13 107V109H10V110H9V108H8V106H6ZM23 104H22V105H23ZM34 104H35V105H34ZM43 104H45V106H43ZM3 105H4V107L8 108L9 111H8L6 108H4ZM27 105H31V106L29 107V106H27ZM39 105H40V106H39ZM58 105H59V108H57ZM26 106H27V107H26ZM33 106H34V108H35V109H34L35 113H34L33 110H32L33 108L31 109V107H33ZM56 106H57V107H56ZM28 107H29L30 109H29ZM38 107H39V108H38ZM44 107H46V108H44ZM1 108H2V109H1ZM16 108H17V109H16ZM27 108H28V109H27ZM37 108H38V109H37ZM53 108H54V109L57 108V109H55L56 111H55ZM18 109H20L21 111L18 110ZM39 109H40V112H41V113L43 112V118H42V115H41V117H39L40 115L38 116V113H39L38 111H39ZM63 109H64L65 111H63ZM5 110H6V112H5ZM14 110H15V111H14ZM16 110H18L19 113H18ZM36 110H38V111L36 112ZM46 110H47L46 114H47V113L49 114L48 111H51V112H52V111H55V112H52V113L50 112L49 115L47 114V118H48V119H47V118H44V117H46V116L44 115ZM1 111H2V112H1ZM3 111H4V112H3ZM12 111H14L15 113L12 112ZM31 111H32V112H31ZM61 111H62L63 113L65 112L64 114L66 115V117H65V115L62 116L63 113H60ZM11 112H12V114H11ZM30 112H31V113H34L33 115H35V116L38 117V118L36 119V117H34L33 115L31 116V115H30V114H31ZM8 113H9V114H8ZM13 113L16 114V115H14ZM29 113H30V114H29ZM41 113H40V114H41ZM4 115H5V117H4ZM6 115H7V116H6ZM13 115H14V116H13ZM22 115H23V116H22ZM24 115H25V116H24ZM54 116H53V117H54ZM61 116L64 117V118H62ZM12 117H13V118H12ZM16 117H17V118H16ZM33 117L35 118V120H34ZM55 117H54V118H55ZM11 118H12V119H11ZM32 118H33V119H32ZM39 118H40V119L42 118L43 120H39V122H38V119H39ZM54 118H53V119H54ZM6 119H7V120H6ZM45 119H46V120H45ZM3 120H5L6 122L4 123ZM40 121H41V122H40ZM62 121H59V120H58V122H61V123H62ZM66 122H69V121H67V120H66L65 122L63 121V124L66 123ZM37 123H38V124H37ZM41 123L44 124V125H41ZM4 124H5V125H4ZM26 124H27V125H26ZM34 124H37L36 127H35ZM39 124H40V126H43V127H41V129L39 128V127H40ZM63 124H60L61 126L58 125V126H59L58 128L62 127ZM28 125H29V126H28ZM32 126H33L35 129H34ZM27 127H28V128H27ZM66 127H67V126H66ZM68 127H70V125H68ZM71 127H73V126H71ZM30 128H31V129H30ZM56 128H57V127H56ZM74 128H75V127L71 128V131H66V134L63 136V139H64V140H63V143L65 142V144H62L63 151H64L65 149H67V148H68V149L71 148V147H67L68 144H69V142H70V145H69V146H72V145H73V148H74L75 145H78V147L75 146L76 148H74V149L77 150V148H78V149H79L78 151H80V150L82 149V146H80L81 143L83 142V141H82L83 138H82L81 135L83 134L82 132H84V131H82L81 129H78V130L80 131V132L78 133L77 128H76V129H74ZM21 129H22V130H21ZM23 129H24V130H23ZM33 129H34L36 132H35ZM38 129H40V130H38ZM72 129H73V130H72ZM2 130H3V131H2ZM16 130H17V132H16ZM25 130H27V131H25ZM37 131L39 132V134H38ZM23 132H24L25 134H24ZM33 132H34V133H33ZM67 132H68L69 134H71V135H69ZM22 133H23V134H22ZM31 133H32V134H31ZM36 133H37V134H36ZM35 134H36V135H35ZM77 134H79V135H78L79 137L77 136ZM19 135H20V136H19ZM22 135H23V136H22ZM74 135H75V136H74ZM1 136H2V138H1ZM27 136H28V137H27ZM73 136H74V138H77V137H78V140H79V141L76 140V139H74V141H72V140H73ZM76 136H77V137H76ZM31 137H32V139H31ZM69 137H70V138H69ZM80 137H81V139H80ZM9 138H10V139H9ZM29 138H30V139H29ZM71 138H72V139H71ZM17 139H18V140H17ZM21 139H22V140H21ZM14 140H15V141H14ZM34 140L32 141V143H34ZM70 140H71V141H70ZM12 141H13V142H12ZM27 141H28L29 143H26ZM75 141H76V142H75ZM80 142H81V143H80ZM25 143H26V144H25ZM37 143L39 144L40 141L38 142V140H37ZM37 143L31 144V145H34V146L37 145V146H38ZM66 143H67V144H66ZM71 143H73V144H71ZM24 144H25V145L28 144L30 147H29L28 145L25 146ZM14 145H15V146H14ZM16 145H17V146H16ZM66 145H67V146H66ZM83 146H84V145H83ZM14 147H15V148H14ZM21 147H22V148H21ZM35 147H36V146H35ZM66 147H67V148H66ZM80 147H81V149H80ZM18 148H19V149H18ZM36 148H37V147H36ZM73 148H72V149H73ZM68 149H67L66 151H68ZM74 149H73V151H72L71 149H69V151L71 150L72 152H74ZM4 151H5V152H4ZM69 151H68V153H65L66 156H67L68 154L71 153V152L69 153ZM1 152H0V153H1ZM3 152H4V153H3ZM8 152H9V154H8L9 156L7 155ZM13 152H14V153H13ZM18 152H19V151H18ZM10 153H11V154H10ZM74 153H76V152H74ZM74 153H73V154H74ZM5 154H6L7 156H6ZM13 155H14V156L16 155V156H17V159L15 158L16 156H15L14 159H13ZM263 156H264V153H263ZM263 156H262V157H263ZM260 158H261V157H260ZM8 159H7V161H8ZM3 160H4V161H3ZM17 161H18V162H17ZM238 161H239V162H238ZM238 161L235 162V163H233V162L222 163V164H220V165L223 166V165L225 164L226 167H225V165H224V167H222V166L220 167V165H219V168H218V169L221 168V170H222V169L224 170V168H225L226 171H228V170L230 169V168H229V166H230V167L233 168L234 170H235V169L240 170L239 167H237V166L242 165L243 163H241V162H244V161H243V160H238ZM4 162H5V163H4ZM19 163H20V164H19ZM237 163H238V164H237ZM244 163H245V162H244ZM6 164H7V163H6ZM231 164H232V165H231ZM236 164H237V165H236ZM239 164H240V165H239ZM73 165L76 166L77 163H75V164H73ZM77 166H78V165H77ZM245 166H246V163H245ZM245 166L242 165V167H245ZM249 166H250L249 164H248V166H246L248 169L241 168V166H240V168H241L243 171H245V170H246V171H247V170H249V171L251 170V171H252V169H250L251 167L249 168ZM177 167H178V166H177ZM236 167H237V168H236ZM77 168H78V169L75 168V170L82 169L83 166L80 165V166L77 167ZM228 168H229V169H228ZM2 169L0 168V170H2ZM8 169H9V168H8ZM13 169H14V168H13ZM181 169H182V168H181ZM181 169H180V170H181ZM233 169H230L229 171L231 172V170H233ZM244 169H245V170H244ZM180 170H179V172H180ZM183 170H184V169H183ZM221 170H219V171H221ZM223 170H222V171H223ZM234 170H233V173H235V172H236V173L239 172V171H236V170H235V172H234ZM175 171H176V170H175ZM224 171H225V170H224ZM226 171H225V172H226ZM179 172H178V173H179ZM230 172H227V173H230ZM230 174H232V172H231ZM60 175H62V176H60ZM60 175H59L60 177H55V178H57L56 180H59V181H63V182H65V184L63 183V184H64L63 187L65 186L64 189L66 188V190H69V189H70L69 186L71 187V185H69V184L66 185L67 180L64 181L65 179H68V183H69V175H68L67 173H66V174H60ZM67 175H68V178H67ZM61 177H62V178H61ZM0 178H1V177H0ZM64 178H65V179H64ZM61 183H62V182H61ZM197 184H199V183H197ZM197 184L191 183L188 187H186V194H189L188 191L190 192V194H192V193H193L192 191L194 190V189H193L194 187H195L196 189H197V187H199V188H201V190H203L204 188L208 187V185H210V184H199V185H197ZM192 185H193V186H192ZM202 185H203V187H200V186H202ZM205 185H206V186H205ZM222 185H223V184H222ZM167 186H168V185H167ZM68 188H69V189H68ZM187 188H188V189L190 188V189L188 190ZM191 188H192V190H191ZM209 190H211V187H210ZM218 190H219V188H217V189H213V190H211L210 192L215 193V191H216V192H218V194L221 192L220 194H223L224 196H223V195H219V197L222 199L223 202L226 201V203H227L229 200H230L229 202H231L232 199H234V194H233V195H232V194L229 195V192L226 194V192L224 193V189H223L222 191H221V190L218 191ZM194 191L198 192L199 189H198V190H194ZM241 191H243V194L240 193ZM246 191H247V190H239L237 193H240V194H236L235 197H238V198L240 199V197H241L240 195H242V198H243L244 195H246V197H247V196H250V197H247L246 199L244 198L245 200H247V201H251V198H252V200H253L254 197H251V196H252V195L255 196L256 192H255L253 189H252L251 191L248 190L249 192H248V191L246 192ZM222 192H223V193H222ZM244 192H246V193H244ZM71 193H74V194H73L74 197H75L77 194L79 195V193H77V192H71ZM71 193H70V195L67 194V193H66L67 195L63 194V195H62L63 198H62V196H60L61 198H59V199H58V197H57V198H55V199H53V200H48L50 203H52V204H51L52 206L50 205V203H48L47 200H46L45 204L43 203L42 206L45 207V208H48L49 210H52V209L54 210V208H56V207L60 204V205H61V207H60L61 210H62V207H63V210H62V211H64V209H66V208H64L65 206L68 207L69 209L66 210L67 213H68V215L74 217L75 219L78 218V219L76 220L77 223L74 222V223H76V224H74V223L72 224V221H75V219H73L72 217H70V218H72V219H70L69 216L67 215L66 211L64 212V214L66 213L65 215L62 214L63 217L65 216L64 219H62V221L66 222V224H67L68 226H69V225H71V227L73 226V228H74V226H75V227L78 226L77 228H79V227H80V228H81V227H82V228H90V227L96 226L97 223H98V221H97V216H96V215H97V214H101V213H103L104 209L106 208V206H107L108 204H106V203H104V202H100V203H98V204L96 205L97 207L95 208V211H93V212H89V214H91L92 216L88 215V213H87L88 210L85 209V208H84V211L87 210V212H86L87 214H86L83 210H81V211H80V214H79V210H78V209H81V208H80L79 205H78V203H80L78 200H80L81 198H79V196H77V197L74 198V197L72 196ZM194 193H195V192H194ZM218 194L215 193L214 195H215V196H216V195L218 196ZM225 194H226V195H229V196H228L229 199H227V196H226ZM68 195L74 198V199H73V198L70 197V198L72 199L71 202H69V201H70V198H68L69 201H68V199H66V198L68 197ZM39 196H40V197H43L42 195H39ZM65 196H67V197L65 198ZM80 196H81V195H80ZM215 196H213V197H215ZM175 197H176V196H174V195L170 196V200H172V199L175 198ZM223 197H224L225 199H223ZM230 197H231V198H230ZM244 197H245V196H244ZM64 198H65V200H64ZM248 198H249V199H248ZM56 199H58V200H56ZM151 199H153V198H151ZM151 199L149 200V203L151 204V208H152V210L155 209L154 212L152 213L153 217L158 216V217H156V218H162V217H163V216H162V214H163L162 212H163V211L161 212L160 209L162 208V205L164 204V201H163V202L160 201V202L162 203V204H161L160 202L154 200L155 203H153V202H152L153 200H151ZM221 199H220V202H216V203H215V202L213 201L212 204L210 203L209 205H206V206L203 207V208H205V209H203V212L205 211V213H208V214L211 213V214H209V216H210L211 218L208 217L209 220L211 219V221L208 222V223L206 224L207 226H206V225H198V226H200L199 228H198V226H196V228H195V226H194L195 229H193V227H192L193 231L195 232L196 229L201 230V227H202V226L205 227V228L202 229L203 231L201 230V233L203 232L204 234H205V233L209 234L208 232H210L209 230H211V233L213 232L212 235H210V234H211V233H210V234H209L210 236L206 235V236H204V237H207V239H208V237H209V241H210V243H211V239H215V240H213L214 242H212V243L214 244V248H216V249L218 248V246L220 247V246L222 245V243H223V242H220V243H219L218 240H221V239L223 238V239L221 240V241H223V240L227 239L228 237L230 238V236L233 235L234 232L236 233V234L234 233L235 235H237V233H238V235H239L240 237H241V236H242V238L244 237L243 239H244L245 241L249 242V245H248V243H247V246H248V247H249V246H252V247H249V248H251V249H249L247 246H245V249H246V247H247V250L249 249V255H248V256H245V255L248 254V253H247L248 251H245V249H243L244 247H243V248L241 247L239 250H235L236 248H235V249L233 248V250L236 251L235 253H236L237 255L239 254V255H240L239 257H241V254H242V257H246V259H248L247 257H249V256H251V255H252V256H251V257H252V258H251L252 260H255L256 258L259 259L260 256H261L262 254L264 255V238H263V235H264V234H263V233H264V230H263V228H264V226H263V225H264V223H263V222H264V221H263V220H264V218H263V217H264V210L261 211V209H260L261 206H258L259 208H257V211L259 210L260 212H259V211H258V212L256 211V212L259 213L258 216H260L261 218H260V217L257 218L258 216H256V214H255L256 217L253 215V214H254V212H253L254 209H251V210H253V211H250V210H249V211H250L249 214H251V215L248 216V215H249V214H248V215H247L248 217H243V218L241 217L242 219H241V218H240V219H241L242 221L239 219L238 222H237V223L239 224V225H238V224H237V225H238V226L241 225L243 230H241V226H240V228H239V227H237V225H234V227L232 226L233 228H232V227H227V230H226V228H224V230H223V229H219V231H220V230H221V231H220L219 234H218V236H220V237H218V236H217V230H216V232H214L215 230H214V229H210L211 227L209 228V226H211V223L214 222V220H215L214 217L217 218V216L221 215L224 211L227 210V208H225V206L227 207V205H225L226 203L223 204V202H221ZM244 199H243V200H244ZM59 200H60V201H59ZM61 200H62L63 203L67 201V202H66V205L63 204V203L61 202ZM63 200H64V201H63ZM73 200H77L78 202L76 201L77 203L75 204V202H74ZM227 200H228V201H227ZM245 200H244V201H245ZM25 201H26V202H24V204H22L23 202H22V203L20 202V204H18V203H19L18 200L10 201V203L7 204L9 207L6 206V207H7V208H6L5 206H2V208H3V207H4V208H3V209H0V217L2 218V216L4 215L3 218H4V217L6 218V216H7V211L11 209L10 211H8V213L10 214V213L13 212V210H14L13 213H16V214H17V215H16V214H13L14 217L16 218V216H18V217H17V218H18V221H17V219L14 218L16 224H17V223H20V222L22 223V221L26 219L27 214H28V217H27L28 220H34V219H36L35 216H34L35 213H34L33 211H34L36 208H37V210H38V209H39V207H38L39 205H37V204H35V205H33V204H27V200H25ZM28 201H29V200H28ZM247 201H246V202H247ZM14 202H15V203L17 202V204H15ZM124 202H125V201H124ZM229 202H228V203H229ZM13 203H14V204H13ZM67 203H68L69 205L72 203V206L70 205V206L72 207V210H71V207H69ZM73 203H74V204H73ZM103 203H104V205H102ZM152 203H153V204H152ZM171 203L173 204V202H171ZM171 203L168 202V203H165V205H167V206H171V207H172L174 204L171 205ZM220 203H222V204H220ZM228 203H227V204H228ZM26 204H27L28 206H27ZM48 204L50 205V208H49ZM54 204H55V207H53ZM62 204H63L64 206H63ZM24 205H26V206H24ZM73 205H74V206H75V205H78L79 208H76V209L78 210V212H77V210L75 209V207H73ZM99 205H100V206L102 205L101 207H102L103 210L100 209L101 207H100ZM211 205H212V206H211ZM257 205H259V203H257ZM260 205H261V204H260ZM13 206L18 207L19 209L16 208V207H13ZM36 206H37V207H36ZM98 206H99L100 208H98ZM255 206H256V205H255ZM35 207H36V208H35ZM76 207H77V206H76ZM190 207H191V209H190V211H188ZM190 207L188 206L186 209H184V210L181 212V215H180V216H181V217H182V216H187V218H188V217H190V214H188V213H191V212H192L191 214L196 213V211H198V209H200L201 206H200V207H199V206H198V207H197V206L195 207L194 205H193V206L190 205ZM193 207H195V208L193 209ZM208 207H210V209H209ZM0 208H1V207H0ZM22 208L25 209V210L23 209L24 212H26V211H28V212L24 213L23 211H20V209H22ZM27 208H29V209L27 210ZM31 208H33V209L35 208V209L33 210V209H31ZM107 208H108V206H107ZM107 208H106V209H107ZM153 208H154V209H153ZM157 208H159V209H157ZM224 208H225V209H224ZM6 209H7V210H6ZM30 209L33 210V211H30ZM74 209H75V210H74ZM97 209H98V210H97ZM196 209H197V210H196ZM220 209H221V210H220ZM223 209H224V211H223ZM4 210H5V211H4ZM68 210H69V211H70V210H71V211L74 210L75 213L72 212V214H70L71 211L68 212ZM206 210H207V211H206ZM209 210H210V211H209ZM216 210H218L217 212H219V210H220L221 213L219 212V215H217V214H218L217 212H216L217 214H214ZM255 210H256V209H255ZM1 211L6 212V213H3V212H2V213H3V214H2ZM62 211H61V212H62ZM21 212H22V213H21ZM32 212H33L34 214H30V216H29V213H32ZM81 212H82V213H81ZM83 212H84V215H85L86 217H84ZM100 212H101V213H100ZM156 212H157L159 215H157ZM251 212H252V213H251ZM256 212H255V213H256ZM23 213H24V214H23ZM73 213H74V214H73ZM144 213L146 214V212H144ZM144 213L141 212L142 215H141L140 213H138V216H140V217H138V218H137V215H136V214H133V216H134V215H136V216H134V217L131 216L132 218H131V217H130V218H131L132 220L134 219L133 221H135V222H132L131 219L128 218V220H130L131 222L129 221V222H130V223H129L128 221H126L127 226L131 225V223H132V224L134 223V224L131 225V226H134V225H135V227H137L135 231L140 232V231L142 230V232H143V230H145V229H146L145 231H147V230H148V225H149L148 221H150V219H148V218H150V216H149L148 214H146V216L148 217V218H146V216L143 215ZM154 213H155L156 215H154ZM205 213H204V214H205ZM5 214H6V215H5ZM9 214H8V215H9ZM187 214H188V215H187ZM23 215H24V216H23ZM25 215H26V216H25ZM76 215H77L78 217H77ZM87 215H88V216H87ZM205 215L207 216V214H205ZM216 215H217V216H216ZM252 215H253L255 218H254ZM33 216H34V219H31V218H33ZM66 216H67V217H66ZM82 216H83V217H82ZM142 216H144V217H142ZM212 216H214V217L212 218ZM30 217H31V218H30ZM249 217H250V219H249ZM22 218H25V219H22ZM29 218H30V219H29ZM37 218H38V217H37ZM86 218L88 219V220H87L88 222L84 221V220H86ZM142 218H144V219H145V218L148 219L147 222H146V220H144V219H142ZM244 218H245V219L248 218V219H247L248 221H246ZM252 218H254V220H256V221H254ZM38 219H39V218H38ZM38 219H37V220H38ZM40 219H42V218H40ZM66 219H67V220H66ZM180 219H182V221H183V217L180 218V217L178 216V217L175 218V220H179V221H181ZM212 219H214V220H212ZM259 219H260L261 221H263V222H261ZM0 220H3V219H0ZM69 220H70V221H69ZM71 220H72V221H71ZM82 220H83V221H82ZM91 220H95L96 223H94L95 221H92L94 224H92V225L89 227L88 224H91V223L89 222V221H91ZM136 220H137V221L139 220L138 222H139L140 224H139ZM142 220H144L145 222H142ZM216 220H217V219H216ZM244 220H245V221H244ZM249 220H251V221H250L251 223L249 222ZM252 220L254 221V223H253ZM258 220H259V221H258ZM42 221H43V219L40 221V222L42 223L41 226L44 224V225H43L44 227L42 226V229H43V230H46V231L48 230V231H47V232L45 231L46 234H44V231H42L41 227H40V229L38 228L37 231H38V230H39V231L41 230V234H40V232H39V234H34L35 236H34V235H33V236H34L35 238H37V237L39 238L40 236H41L40 238H43V239H45L46 237H47V238H50V236L53 235L52 233H54V230H57V231L59 232V229H60V228H59V229H58V228L55 229L56 227H55V226H52L51 224H50V225H51L52 227H51V228H48L49 225H47V224H49V223L46 224V223H43L44 221H43V222H42ZM78 221H79V223H78ZM243 221L246 222V223H244ZM67 222H68V223L70 222L71 224H70V223L68 224ZM81 222H82V223H81ZM84 222H85V223H84ZM255 222H256V223H255ZM257 222H258V224H257ZM259 222H260L261 227L263 226V228L259 227ZM21 223H20V224H21ZM80 223H81V224H80ZM128 223H129V224H128ZM209 223H210V224H209ZM77 224H78V225H77ZM79 224H80L81 226H79ZM83 224H85V225L83 226ZM136 224H138V225L136 226ZM146 224H148V225H146ZM243 224H244V225H243ZM246 224H248V225H247V227L245 228ZM252 224H253V226H252ZM254 224H255V225H254ZM46 225H47V226H46ZM67 225H64V224H63L62 227H64V226H65V227H68ZM86 225H88V226L86 227ZM144 225H145V227H144ZM256 225H257V226H256ZM45 226L47 227V229H46ZM138 226H140V227H138ZM141 226L144 227V228H142ZM146 226H147V227H146ZM235 226L237 227V229H236ZM249 226H250L251 228H249ZM129 227H130V226H129ZM252 227H254V228H253L254 230H252ZM258 227H259V228H258ZM53 228H54V230H52ZM207 228H208L209 230H207ZM231 228H232V231H233L234 228H235L234 230H236V231L231 232V230H228V229H231ZM238 228H239V229H238ZM247 228H248V229H247ZM255 228H256V229H255ZM246 229H247V230H246ZM250 229H251V230H250ZM260 229H261V231H260ZM51 230H52L53 232H52ZM60 230H61V229H60ZM199 230H197L196 232H199V233H200ZM204 230H207L208 232H205ZM225 230H226V231H225ZM37 231H36V232H37ZM57 231H56V233L54 234V235L57 236V237H55V236L53 235V238H52V237L50 238V240H51V239L53 240L54 237H55L54 242H53L52 240L50 241V240H48V239L46 238V239L48 240V242H50V243H49V246H52L54 243L57 244V242H58L57 240H59V233H58ZM145 231H144V232H145ZM227 231H228V232H227ZM229 231H230V232H229ZM238 231H240V232H238ZM242 231H243V232H242ZM256 231H257V232H256ZM49 232H50V235H49ZM164 232H165V231H162L161 233H159L160 235H159V234L157 235V234L152 233V234H149V235H151V237H147V242H149V241L151 242L153 238H154V239H155V238H156V239L158 238V240H159V239L163 236V238L160 239V241H163V242L161 243V246L164 245L166 249L164 248V246L161 247V248H158V249H157V250H158L157 253H155V254L152 255V256H151V255L146 256L148 253L139 250V249H142L141 247H136V246H135V248L132 247V248H134V251H135V249H136L135 252H137L138 254H140L141 252H143V253L140 254L141 258H143V259H141L142 262L144 261L142 264H148V262H150V260H151V262H150L149 264H151V263H152V264H154V263H155V264H158V262L160 263L159 260L162 259L161 257L164 256V255L167 253V249H168V246L170 245V243H168V242L166 241V239H167V237H168L169 234H168V232H166L167 234L165 233L164 235H162ZM196 232H195V233H196ZM221 232H222V233H221ZM226 232H227V233H226ZM260 232H262L263 235H261ZM57 233H58V235H56ZM201 233H200V234H201ZM214 233H215V234H214ZM220 233H221V235H222L223 237H221ZM223 233H224V234H223ZM228 233H231V234H228ZM242 233H243V234H242ZM113 234H114V235H112V234H107L106 236L104 235V236H103V239H100L101 241H96V244L94 243V244L96 245V247L98 246V248H96L95 245H93L92 248L89 250V251H91V252L89 253V255H90V256H91V255H94V256H95V259H96V260H95V264H100V263H101V264H104V263L107 262V260L109 261V259H111V257H112L111 261H112V260L115 261L116 258H117V254H118V252L120 251V249H119L120 246H118L119 244L117 243V244H118V245H117L116 242H121V243H122V241H123L125 238L129 237V235H127V234H126V237H125V235L123 236V234H122V236H120L121 233H117V234L113 233ZM118 234H119L120 238H119V236H115V235H118ZM204 234H203V235H204ZM241 234H242V235H241ZM37 235H38V236H37ZM43 235H44V236H43ZM45 235H46V236H45ZM87 235H88V234H86V233H85L84 235H82V236L80 235L81 238H79V239L77 238L78 241H77L76 239H74V245H76V243H77L78 246L80 245V246H79V248H81L80 250H84V244H82V243H84V242L86 241V238L89 237V235H88V237H86ZM109 235H110V236H109ZM111 235H112V236H111ZM140 235H141V233H140ZM149 235H148V236H149ZM154 235H155V236H154ZM213 235H215V236H213ZM224 235H226L227 238H226ZM228 235H230V236H228ZM260 235H261V236H260ZM33 236H32V238H33ZM36 236H37V237H36ZM42 236H43V237H42ZM84 236H85V237H84ZM108 236H109V238H106V237H108ZM113 236H114V238H113ZM138 236H139V235H138ZM157 236H158V237H157ZM211 236H213V237H211ZM12 237H13V240H12V239H11V240L13 241L14 244H13L11 241H9V242H10L9 244H11V246H9V249H8V250H9V251L11 250V251H10V252L7 251L8 253H6V254H7V255H10V256H11V259H12V258L15 259V258L19 257V255L21 254V251H22V249L24 248V246H23V245L20 246V247L23 246L22 249H20V247H17V243H16V242H17L18 240H14V239H18V238H20V237H19V236H15V235H13ZM14 237H15V238H14ZM104 237H105V238H104ZM121 237H122V239H121ZM124 237H125V238H124ZM159 237H160V238H159ZM210 237H211V238H210ZM249 237H250V238H249ZM255 237H256V238H255ZM57 238H58V239H57ZM110 238H113V239H110ZM117 238H119V240H118ZM123 238H124V239H123ZM151 238H152V239H151ZM165 238H166V239H165ZM252 238H253L254 242H253ZM254 238H255V239L258 238V242H257V240H255ZM46 239H45V240H46ZM56 239H57V240H56ZM82 239H83V240H82ZM106 239H107V240H106ZM115 239H116V240H115ZM149 239H151V240H149ZM216 239H218V240H216ZM21 240H22V239H20L19 241H21ZM45 240H43V241H45ZM69 240H71V237H69ZM72 240H73V239H72ZM81 240H82V241H81ZM96 240H97V239H96ZM104 240H105V241H104ZM110 240H111V241L113 240V241L111 242ZM114 240H115V242H114ZM148 240H149V241H148ZM259 240H260V241H259ZM40 241H41V240H40ZM40 241H39V242H40ZM59 241H60V240H59ZM83 241H84V242H83ZM103 241H104V243H103L104 245L101 244V242H103ZM107 241H108V242H107ZM165 241H166L167 243H166ZM198 241H199V242H202V241H204V238H199ZM205 241H206V240H205ZM45 242H47V241H45ZM48 242H47V243H48ZM60 242H61V241H60ZM60 242H58V243H60ZM97 242H98V243H97ZM109 242H110V245H111V243H112V245H111L110 247H108V246H109ZM78 243H79V244H78ZM215 243H216V244H219V245L216 246ZM252 243H253V244H252ZM12 244H13V246H14V247H13L14 249H13V248H10V247H12ZM36 244H37V243H36ZM50 244H52V245H50ZM55 244H54V245H55ZM105 244H107V247H106ZM54 245L52 246V250H54V254H55V252L57 253V254H56V255H57V258H56V255H54V259H53V260H52L51 258L48 257L49 259L47 258V260H46L47 263H46V264H49V263H50V262H49L50 259H51L50 261H52V262L54 261V263L51 262L52 264H56V263H57V264H59V263H60V264H69V261H70V258H71V254H67L68 256H66L64 253H62V252H64V251L60 248V246H59L58 244H57V246H58L60 249H58V247H57V249H56V248L53 249V248L55 247ZM77 245H76V247L78 248ZM148 245H151V244H148ZM254 245H255V246H254ZM104 246H105V247H104ZM113 246L115 247V250H114V247H113ZM116 246H117L118 249H116ZM25 247H26V246H25ZM28 247H30V248H28ZM31 247H32V246H27V248H26V252H27V253H26L25 255L28 256V254H29V255L31 254L30 257H31V256H33V257H31V258H30L31 260H28V261H26L25 259H22V261H23V260L25 261V263L23 262L22 264H31V262H32V264H33L35 261H36L35 263L39 264V259L41 258V256H40V255H37V256H36L35 253H34V251H35L36 248H32V250H31ZM34 247H35V245H34ZM254 247H255V248H254ZM16 248H17V249H16ZM18 248L20 249V251H19ZM79 248H78L77 250H79ZM82 248H83V249H82ZM104 248H106V249H104ZM110 248H111V250H114V253H111L112 251L110 250ZM112 248H113V249H112ZM132 248H130V249H132ZM212 248H213V247H212ZM214 248H213V250H214ZM221 248H222V247H221ZM12 249H13V250H12ZM29 249H30V250H29ZM103 249H104V250H103ZM124 249H125V250H124ZM124 249H122V250H123L122 252H125V251H126L125 253H128L127 251L132 252L129 248H128L129 250L126 249V248H124ZM230 249H231V248H230ZM252 249H253V250H252ZM15 250H18L20 253L17 255L18 252L15 251ZM33 250H34V251H33ZM55 250H56V251H55ZM57 250H59L60 252H61V250H62L61 253H62L63 255H62V254H59L60 252L57 251ZM118 250H119V251H118ZM137 250H138V251H137ZM241 250H242V251H241ZM254 250H255V251H254ZM14 251L16 252V254L13 253ZM29 251H31V252H29ZM109 251H111V252H109ZM115 251H116L117 254L115 253ZM117 251H118V252H117ZM139 251H140V252H139ZM164 251H166V252H164ZM220 251H221V253H222V252H225V253L228 252V253H229V252H231L232 250H229V249L227 248V250L222 249V250H220ZM220 251H219V252H220ZM234 251H233V252H234ZM238 251H239V252H238ZM250 251H251V252H250ZM257 251H260V254H259ZM261 251H262V252H261ZM35 252H36V251H35ZM52 252H53V251H52ZM100 252H101V253H100ZM108 252H109V253H108ZM212 252L215 254L214 251H212ZM212 252H211V256L213 255ZM254 252H255V253H254ZM9 253H10V254H9ZM99 253H100V254H99ZM107 253H108V254L111 253L110 255H112V256L110 257V255H106ZM146 253H147V254H146ZM240 253H241V254H240ZM256 253H257V255L259 254V257H254V256H257ZM115 254H116V255H115ZM145 254H146V255H145ZM157 254H158V255H157ZM13 255H14V257H13ZM15 255H16L17 257H16ZM34 255H35L36 257H35ZM99 255H100L101 257H100ZM113 255H115V256H113ZM201 255H202V254H201ZM10 256H8V258H10ZM59 256H60V260H59V258H58ZM61 256H62V257H61ZM106 256H109V259H108V257L106 258ZM142 256H143V257H142ZM144 256H145V257H144ZM150 256H151V257H150ZM156 256H157V257H156ZM37 257H38V258H37ZM69 257H70V258H69ZM113 257H114V258H113ZM158 257H159L160 259H158ZM27 258H29V256H28ZM36 258H37V259H36ZM62 258H65V259L63 260ZM98 258H99V259H98ZM154 258H155V259H154ZM156 258L158 259V262H157V259H156ZM249 258H250V257H249ZM67 259H68L69 261H68ZM104 259H105V260H104ZM153 259H154V261L152 262ZM164 259H165V258H164ZM164 259L161 260V262L163 261L162 264H163V263L166 264L167 261H168V260L165 259L166 262H164ZM56 260H58V261H56ZM66 260H67L68 262H67ZM252 260H250V261H252ZM30 261H31V262H30ZM103 261H104V262H103ZM105 261H106V262H105ZM96 262H97V263H96ZM156 262H157V263H156ZM168 262H169V261H168ZM35 263H34V264H35ZM51 263H50V264H51ZM19 264H21V261H20ZM160 264H161V263H160ZM167 264H169V263H167Z\"/></svg>",
    "mask_w": 264,
    "mask_h": 264
}]
</instances>
